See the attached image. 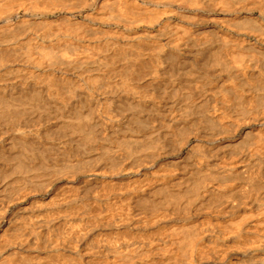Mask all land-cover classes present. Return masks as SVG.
<instances>
[{
	"label": "rangeland",
	"instance_id": "rangeland-1",
	"mask_svg": "<svg viewBox=\"0 0 264 264\" xmlns=\"http://www.w3.org/2000/svg\"><path fill=\"white\" fill-rule=\"evenodd\" d=\"M105 1H112V0H11V2H10V0H0V4L2 3V7L4 8V7H6V8H4L6 11H4V12H7V13H3V12H1L2 10H3V8L2 9H0V17L2 18L3 17V15L5 16V17H7V18H9V19H11V20H9V19H7V21H6V23H5V25L6 24H9V22H10V25H17V23H19L18 25L20 26V23L22 24L21 26L23 27H20V30L18 31V32H16L15 34L14 33H11L12 34V37H13V39H14V37L16 38V36H17V38L16 39H18L17 41H20V42H23V43H21V44H16V45H18V46H16L15 45V48H12V46H0V63L2 64V63H5V64H9V62H10V64L9 65H13L14 63H15V60L17 59H20V60H22V58L24 59V58H26V52H27V54L29 55V47L30 46H28L30 43H31V40H32V38H33V42L32 43H40V44H45V45H48L49 43V46L51 45V46H53V48H57V47H60V45H63V43L65 42V41H70V39H71V41H73L74 43H76L77 41L76 40H72L73 38L72 37H74V36H76L75 34H73V36L72 37H70V38H68V37H66L65 35H63V31L62 30H64V33L65 32H67V30H69L70 28H72V26H76L77 24H81V30L79 31V32H82L83 31V33H84V31L86 32V31H89V30H95L94 32H92L93 34L90 36V38L88 37H84V35H82L81 34V37L79 36V40L81 39V41H80V43L81 44H84L85 42V46L86 47H89V49H91V47H92V52L94 53V50H95V54H96V59H97V63H96V66L94 67V68H88V67H82V69H79V71H70V72H73V73H70L69 71H64V72H66V73H68V76L66 77V75L67 74H65L64 72H62V73H64L63 75H62V73L61 72H58V71H49V72H47L46 71V73L48 74H46L45 73V71H43V69H40L39 71L37 70H34V71H31V72H29V73H26V74H23V72H25V71H22V69H24V68H20V73H19V71H16V72H14V70H16V68H18V67H15V68H12V69H14V70H12V69H9V73L8 72H6V75H4L5 74V72H4V74L3 75H1L0 76V80H3L4 79V81H6L7 83V85L4 83H2V82H4V81H2V82H0L2 85H1V87L3 88V89H5V85H6V89H7V87L9 88V89H7L8 90V92L7 93H12V92H14V91H12V89H15V93H19V91H20V93H21V91H25L26 89V85L29 83V82H31V78L33 77V75L34 74H36V73H39L38 75L40 76V75H43L41 78H40V80H39V78H38V76H35V77H33V82L34 83H36V82H38L39 84H42V85H45V86H47V87H49L48 85H46V84H48V83H50L51 85H50V89L52 90L53 89V92H52V95L55 93H57V90H58V92L60 93H58L59 94V96L57 95V97H56V95L54 94V96H55V98L54 99H56V101H58V100H60L59 101V103H60V105H62L63 106V104H64V102H65V104L67 103V106L69 107V106H71V104L74 102V101H76V99H77V97L79 96V98H78V100H80L81 99V97H83V96H81L80 94H81V91L83 92V91H85V90H87L86 92L88 93V98H87V102H88V104L90 103V105L93 107V111L94 112H96V113H94V114H92L91 113V117H90V120H92V117L93 116H95L94 118H96V119H94L93 121H91L92 123H90L92 126H93V129L91 128L92 126L90 125V127L89 128H91V129H88V131H87V135L89 134L88 132H90V130H91V132H90V134H92L91 135V138L89 137V136H87L86 137V135H81V134H77V133H75V132H73V133H70V132H72V129L71 128H67L68 126H64V125H61V124H59V127H56L55 125H54V123L56 124V122H55V120L57 121V119H58V121H57V123L58 122H62V121H60V119L61 118H55V116L54 115H52V122H50V117L46 120V118H45V120H44V118H42V119H39L38 118V123H37V121H34L35 119L37 120V117H34V120H33V118H30V117H33V116H31V114H28V113H26V115H27V117H28V119H27V117H25V119L24 118H22V119H24L25 120V122L27 123H25L24 121V123H22V124H20V125H18V126H26L27 128L28 127H30V129H32V127H33V129L35 130V132H37L38 130H36L35 128L36 127H38V129H40L39 127H41L42 126V130L40 129L39 131L43 134L45 131V133H48L47 131L49 130H51L52 129V131H50V136H49V134H44V135H41V133H40V136L42 137H40L39 138V140L38 141H40V142H38L37 143V140L35 141L36 142V144L35 143H32V142H30V144H32V145H30L29 143V146H31V147H29L28 146V144H26V145H22V143L21 142H16V140L15 141H12L13 139H12V137L13 138H16L15 137V130L12 132V134H11V132H10V130H8V129H13V128H18V126L17 125H15V123L14 122H12L13 120V118L12 117H9L8 119L6 118L5 119V121H7V123L6 124H8V122L9 123H11V125L13 126H11V125H9L8 124V126H10V127H8V126H6V124H5V121H2L3 123L1 124V122H0V166H1V164L3 165L2 166V168H0L1 170L0 171H3L2 169H4V172L2 173V172H0V191H2L3 193V195L1 196V192H0V204H1V206H0V216H3L6 212H9V213H11V214H13V217H12V220L11 221H8V220H6V219H4V218H2V217H0L1 218V220H0V237L3 239V241L1 240V238H0V241H1V243L2 244H4V245H0V249H2L3 250V252L5 253H3L2 255L3 256H5V257H7L8 259L10 258L9 256H11L12 258H14V254L16 253V251H14V250H12V251H4V247L7 245V244H10L11 243V241L13 240H16V241H18L17 239H19V241L18 242H14V243H17V245H18V247H21V246H19V244L18 243H25V240H26V238H28V240L26 241V243H27V248H25V249H23L22 247V250H21V248H16L17 249V251H18V249H19V251L17 252V254H15L16 255V257L14 258V263H13V260H12V263L13 264H16V263H18V264H20V263H22L23 261H24V263H25V260L24 259H27V258H25L26 256L28 257V254H29V257H30V254L32 255V257H30V259H33L34 260V262L35 261H37V256L36 255H34L35 253L41 258H38V261L37 262H42L43 264H50L52 261H51V259L53 258V256L55 257V255H59L60 254V256H56L55 258H54V262H58V263H56V264H60L59 262L60 261H62L61 262V264H65V262H67L66 264H72L71 262H73V264H75L76 262H74L73 260H75L76 259V256H79L78 254L80 253V256H81V254H82V256L81 257H77V259H79V260H81L82 262V264H87V261H89V264H131V261H129V262H127V263H125L126 261H121L120 263H119V261H117L116 262V257L118 258V252H120V251H122V250H126L127 249V247H130V249H136V246H135V248H133L134 246V243H132V242H136V244L135 245H140V244H142V245H148L149 243V245L151 246V248H150V246L148 245V247H146V248H144L145 246H143L142 248L144 249V250H146V251H148V254L149 255H146V257L147 256H149V257H151V258H149V257H147V258H145V256L143 257V258H141V259H139L138 261L137 260H134V261H132V263L133 264H148V263H150V260H151V263H152V261H153V264H167L168 262H170V260H166V258H168V259H171V261H176V262H178V259H180V257H179V255H177V253H172V254H174V255H172L171 253V256H170V254L168 255H165L164 254V252H163V254H162V252L160 251L159 252V249H156V248H154V245H159V244H163L162 246L163 247H165L166 245L163 243V240H164V238H166V241L168 242L170 239H169V237H170V235H168L169 233H167L168 232V230H169V228L170 227H168L167 228V224H165V222L168 220V222H166V223H168L169 225L168 226H171L172 224H175L176 222V224L177 225H179L180 224V226H182V225H184V223H185V225L184 226H186V225H190V224H197L198 223V225H199V227L200 226H202V227H200V234H199V241H198V244H196V248H195V252L196 253H194L192 256H191V254L189 255V259L187 258H184L185 260H184V262H182V260L180 259V261H179V263L178 264H185L186 262H188L187 264H202L203 263V261H204V263L203 264H264V240L263 239H260V237L261 236H263L264 235V216H262V215H260V216H258L257 214L261 211V210H263L264 209V196L262 195V194H264L263 192L264 191H262V190H264V189H262L261 188V193H256V191L254 192L253 191V188H251L250 186H248L246 183L249 181V178H250V176L251 177H253V175H256V176H258L256 179H257V182H258V184H262L263 186H264V178H262V176H264V171H261V169H263L264 170V165H262V164H264V153H262V154H260V155H253L252 153H249L250 151H248L249 150V147L254 143V142H256V141H254L255 139H257V130H263L264 129V127L262 126V124H261V122H260V119L261 118H258L257 117V115L259 116V117H263L264 116V110H262L263 109V105H264V103H262L263 101H264V96H261V95H263V93H260V92H262V91H264V90H262V89H264V81H262V78L259 76L260 74L258 73V74H255V76L253 75V76H251L250 78H253V79H248L249 81H247L246 83H242V85H244V86H241L240 87V81L237 79V78H234V77H232V76H229L227 73L225 74V73H221V68H220V65L217 63L218 61V58L219 57H221V56H223V54L226 52V50H228L229 48H228V46H227V48H226V45H225V42H223V35H224V37H227V38H233L235 35H236V33L231 29V28H225V27H223L220 23H218V22H220V19H222L225 15H224V13H220L219 11H218V9L216 10V8H218L217 6H218V0L217 1H215V0H213V1H215V2H213V1H210V0H205V1H200V0H197L198 1V6H199V1H200V3H202V4H204L203 6L205 7V8H207V10H205V8H204V10H203V8L202 7H200V8H197V7H193V5H188V7L186 6V3L184 2V4L183 3H181L180 1L178 2H176L175 1V3L177 4V3H181L180 5H181V7H180V5L179 4H174L173 3V9L174 10H176V11H178L179 13H182L183 12V14H184V18H186V16H187V18L184 20V18H182L181 19V17H179V16H175V17H173V16H166L164 19H158L157 17L159 16L160 18L162 17V16H160V15H157L158 13L159 14H161V12L165 9V6H162V5H160V3H157V1L159 2L160 0H125V1H129L130 3H132V1H133V3H132V5H133V7L135 6V4H136V2H138V4L140 5V6H142V7H145V10L144 11H146V10H154V8H156V9H158V10H155V11H153L152 12V10H151V12L152 13H150L149 15H148V17L146 16V21L145 22H147V21H150V23H151V21H152V27H151V24H150V26H147V25H149V23L147 22V23H145V22H143L142 24H141V26H140V24H137V26L135 25V26H132V27H130V28H125L124 27V25L123 24H121V23H118V22H115V21H107L105 18H103L101 15H100V9H101V7H102V4L105 2ZM124 0H120V2H123ZM150 1H152V2H150ZM185 1V0H184ZM207 1V2H206ZM210 1V3L209 4H211V3H217V4H215V8H214V4H211V5H209V6H211V11H209L210 9H209V6L207 7V4H208V2ZM142 2L144 3V4H142ZM150 2V3H149ZM153 2H155V3H153ZM5 6H4V5ZM138 4H136V6L138 5ZM157 4H159V6L157 5ZM182 4H183V6L184 7H182ZM188 4V3H187ZM131 5V6H132ZM138 5V6H139ZM145 5V6H144ZM152 5V6H151ZM156 5V6H155ZM14 6H15V8H14ZM17 6H20L21 8H19V7H17ZM178 6V7H177ZM191 8H190V7ZM9 7H10V9H9ZM14 8V10L12 9V8ZM132 7V8H133ZM147 7L149 8V9H147ZM151 7V8H150ZM153 7V8H152ZM158 7V8H157ZM0 8H1V6H0ZM118 8H122V6L121 5H119L118 6ZM180 8V9H179ZM196 8V9H195ZM212 8H213V11H212ZM163 9V10H162ZM185 9V10H184ZM193 11H192V10ZM209 9V10H208ZM159 10H161L160 12H158L157 13V11H159ZM201 10V11H200ZM203 10V11H202ZM216 10V11H215ZM185 11V12H184ZM190 11V12H189ZM195 11V12H194ZM215 11V12H214ZM147 12V11H146ZM143 13L144 15H147L148 14V12H150V11H148L147 13ZM154 12H156L155 14H154ZM214 12V13H213ZM10 13H13V14H11L10 15ZM190 13V14H189ZM193 13H195L194 14V16L192 15ZM197 13V14H196ZM200 15H199V14ZM204 13V14H203ZM220 13V14H219ZM9 15L11 16V17H9ZM151 15H153V19H154V21H153V19L151 20V18H152V16ZM76 16V17H75ZM87 18H85V17ZM190 16V17H189ZM202 16H204L206 19H203L204 17H202ZM219 16H221V17H219ZM2 18V19H6V18ZM57 17V18H56ZM63 17V18H62ZM67 17V18H66ZM76 19H75V18ZM88 17L90 18V19H92V20H90V19H88ZM150 17V18H149ZM66 18V19H65ZM155 18H157L156 20H158V21H156L155 20ZM168 18V19H167ZM172 18V19H171ZM174 18V19H173ZM188 18L192 21V18H196L195 20H193V22L194 21H196L198 18H202L201 19V21H200V19H198L196 22H194V24H192L193 22H191L190 20H188ZM230 18H235V17H233V16H231ZM24 19V20H23ZM57 21H56V20ZM62 19V20H61ZM64 19V20H63ZM86 19V20H85ZM150 19V20H149ZM208 19V20H207ZM210 19L212 20V19H214L213 21H210ZM215 19H217V23H216V20ZM9 20V21H8ZM21 20H23L22 22H20ZM25 20H27V22L25 21ZM50 20V21H49ZM61 20V22H59V21ZM88 20V21H87ZM89 20H90V22H92V23H90L89 22ZM170 20V21H169ZM179 20V21H178ZM74 21H75V23H74ZM77 21V22H76ZM80 23H79V22ZM164 21H166V22H164ZM169 21V22H168ZM178 21V22H177ZM183 21V22H182ZM187 22V24L186 23H184V22ZM8 22V23H7ZM29 22V23H28ZM49 22H51V26H50V23ZM52 22H56V24L55 23H52ZM57 22H59V23H57ZM95 24H94V23ZM159 22V24H157ZM197 22H199V23H197ZM205 22V23H204ZM23 23H25V24H23ZM27 23V24H26ZM70 23H74L73 25L71 24L70 25ZM109 23H110V26H109ZM155 23V24H154ZM164 23H166V24H168V25H170L171 27L172 26H174L175 27V25H176V23L177 24H184L186 27H188V29L190 30V32L193 34V33H197V32H200V33H202V30H208V32H207V30H206V32L205 33H208V34H205V35H209L210 34V36H208V38H209V40L210 41H208V39L206 40V42H205V45H203V46H201V44L203 43V41L202 40H200V39H197V40H193V37L192 38H190L191 39V41H190V39L189 40H187L188 41V43L186 44V42L187 41H184L185 43L184 44H182V45H179V47H178V45H177V47L176 48H174V45H167L166 43L167 42H162L161 43V41H157V40H155L154 41V39H148V38H150V36H149V34L152 36V35H154V34H156V32H158V31H160L161 29H163V27H164ZM200 23H202V24H200ZM58 24H60V25H58ZM69 24V25H68ZM82 24H83V26L85 27V29H83L84 27L82 26ZM119 24V25H118ZM162 24V25H161ZM192 24V25H191ZM207 24H209V25H207ZM4 24H2V25H0V26H5ZM55 25H57V26H54ZM95 25V26H94ZM98 25V27L96 28V26ZM100 25V26H99ZM194 25V26H193ZM195 25H196V27H195ZM200 25V26H199ZM216 25H219V26H216ZM53 26V27H52ZM59 26V28L61 29V31H60V29L58 30V27ZM61 26H63V27H65V29H67L66 31H65V29H63V27H61ZM68 26H70V27H68ZM116 26H118V27H116ZM121 26V27H120ZM160 26V27H159ZM206 26V27H205ZM89 27V28H88ZM93 27H95V29L93 28ZM102 27V28H101ZM122 27H123V29H122ZM142 29H141V28ZM162 27V28H161ZM199 27H201L200 29H199ZM203 27V28H202ZM209 27V28H208ZM216 27V28H215ZM90 28H93V29H90ZM106 28V29H105ZM108 28H109V30H108ZM117 28V29H116ZM124 28H125V30H124ZM132 28V29H131ZM159 28V29H158ZM210 28H212V29H210ZM215 28V29H214ZM226 30H225V29ZM97 29H98V31H97ZM103 29H105V32H104V30ZM135 29V30H134ZM139 29V30H138ZM197 29V30H196ZM210 29V30H209ZM214 29V30H213ZM220 29V30H219ZM222 29V30H221ZM102 30H103V33H102ZM147 30V31H146ZM157 30V31H156ZM54 31V33L55 34H57V33H61L60 35L59 34H57V35H55L54 33L52 34V32ZM57 31H59V32H57ZM126 31V32H125ZM130 31H131V33H130ZM135 33H134V32ZM137 31V32H136ZM153 31V32H152ZM204 31H203V33H204ZM213 31H214V33H216V34H214L213 33ZM219 31H220V33H219ZM222 31V32H221ZM228 33H227V32ZM230 31V32H229ZM57 32V33H56ZM79 32H77V33H79ZM96 32H97V34H96ZM99 32H101V33H99ZM146 32V33H145ZM151 32V33H150ZM223 32H226V33H223ZM142 33V34H141ZM145 33V34H144ZM211 33L213 34V36L211 35ZM42 34H43V36H42ZM53 35V37L54 36H56L55 38L56 39H64V42L63 41H61V40H57L56 41V39L54 40L53 39V37H52V35ZM101 36H100V35ZM110 34V35H109ZM112 34V35H111ZM133 35V37L131 38V36ZM134 34H136V36H135V38H134ZM147 34V35H146ZM233 34H234V36H233ZM8 35V37H6L5 38V35H3L1 38H0V43L2 42V41H4V40H6L7 38H8V40H11V35L10 34H7ZM13 35H15V36H13ZM36 35V36H35ZM50 35H51V39H47V36H49L50 37ZM63 35V36H62ZM98 35V36H97ZM145 35V36H144ZM214 35H216V40H214L213 38H215V36ZM219 37H218V36ZM228 35V36H227ZM230 35H232V36H230ZM40 36V37H39ZM46 36V37H45ZM58 36V37H57ZM93 36H95V37H93ZM149 36V37H148ZM212 36V37H211ZM45 37V39H42V38H44ZM84 37V38H83ZM100 37V38H99ZM148 37V38H147ZM211 37V38H210ZM218 37V38H217ZM86 38V39H85ZM94 38H96L95 40H94ZM145 38V39H144ZM222 40H221V39ZM229 38V39H230ZM36 41H35V40ZM90 39V40H89ZM147 39V40H146ZM52 40V41H51ZM86 40H88V42L86 41ZM137 40V41H136ZM140 40H142V41H140ZM231 40L232 39H230V40H228V41H230L231 42ZM13 41H15V43H16V40H13ZM43 41V43H41ZM59 41V42H58ZM70 41V42H71ZM92 41V42H91ZM197 42V43H194V45H192V43L193 42ZM213 41H217V42H214L215 43V46H214V43H213V47H211V45H212V42ZM52 42V43H51ZM63 42V43H62ZM72 42V43H73ZM93 42H95V43H93ZM161 44H160V43ZM191 42V45L189 44ZM200 44H199V43ZM221 42H223V44L221 43ZM31 43V44H32ZM89 43H90V45H89ZM156 43H158V44H156ZM170 43H171V41H170ZM210 45H209V44ZM221 43V44H220ZM23 44H25V45H23ZM30 44V45H31ZM94 44V45H93ZM178 44H180V43H178ZM198 44V45H197ZM227 44V43H226ZM230 44V43H229ZM19 45H23L24 47H25V49L27 48V50H23V48L24 47H21L20 49L18 48L19 47ZM160 45V46H159ZM187 45H190L191 46V48H190V46H187ZM200 45V47H198ZM216 45L218 46V47H216ZM224 45V46H223ZM32 46H33V44H32ZM31 46V47H32ZM158 46H159V48H158ZM161 46H164V47H161ZM172 46V49H174L173 50V57L171 58V61H172V65H173V63H174V67L171 65V61H169L168 60V62L166 61H163V62H161V60H162V58H161V56H162V54H161V52L162 53H164V51H161L163 48H165L164 50H166V49H171L170 47ZM184 47V48H181V47ZM186 46H187V48H189V49H187L186 48ZM219 46H223V49L224 48H226V49H224V51H223V49H222V47L220 48ZM14 47V46H13ZM16 47L18 48V49H16ZM194 47H196V48H199L198 50H196V48H194ZM203 47V48H202ZM209 47H210V49H209ZM201 48V49H200ZM213 48V49H212ZM214 48H218V49H214ZM159 49H161V50H159ZM183 49H186V50H184V53H182L183 52ZM221 51H220V50ZM18 50H19V52H22V51H24V52H22V53H25V54H23L21 57H20V55L22 54V53H19L18 52ZM20 50H22V51H20ZM96 50H97V52H96ZM182 50V51H181ZM190 50H192L193 52H195L194 54L192 53V55H190L189 53H187L188 51H190ZM201 50V51H200ZM208 50H209V53H207L208 52ZM212 50V51H211ZM216 50H218V51H216ZM159 52L158 54H157V52ZM176 51H177V53H176ZM198 51V52H197ZM214 51V52H213ZM215 51H216V54H215ZM220 51V52H219ZM223 51V52H222ZM179 52H180V55H181V58H179L178 59V56H180L179 55ZM206 52V53H205ZM211 52V53H210ZM213 52V53H212ZM217 52H219V53H217ZM99 53V54H98ZM197 53L199 54L200 53V55L201 54H203V56L201 55V57L202 58H199L200 57V55L199 56H197ZM176 54V55H175ZM177 54H178V56H177ZM184 54V55H183ZM207 54V55H206ZM210 54V55H209ZM25 55V56H24ZM97 55H99V56H97ZM157 55H158V57H160V59L157 57ZM161 55V56H160ZM186 55V56H185ZM101 56V57H100ZM100 57V58H99ZM176 57V58H175ZM183 57V58H182ZM193 57V58H192ZM101 58H102V60H101ZM174 58V59H173ZM100 60V62L102 61L103 62V65H102V62H101V64H99L101 67H99L97 70L99 71V72H95L96 70H95V68H97V64L98 63H100L99 62V60ZM158 59V60H157ZM176 59V60H175ZM178 59V60H177ZM182 59H184V61L183 62H181L182 64H180V61H182ZM188 59V60H187ZM192 60V62H194V64L192 63V62H190L191 60ZM196 59V61H194ZM217 59V60H216ZM261 60H262V58H260ZM19 60V61H20ZM156 60L158 61V63H157V65H159V66H156ZM174 60L176 61V62H174ZM185 60H187V61H185ZM1 61H4V62H1ZM18 61V62H19ZM160 61V62H159ZM179 63H178V62ZM210 61H212V62H214V63H217V64H215L214 65V63L212 64ZM217 61V62H216ZM7 62V63H6ZM13 62V64H11ZM165 62V63H164ZM170 62V63H169ZM185 62H187L186 64H185ZM190 62V63H189ZM197 62V63H196ZM201 62V63H200ZM16 63H17V61H16ZM166 63H167V65H166ZM175 63H177V64H175ZM208 64V66H207V64ZM262 63L264 64V60H262ZM7 64V66H9ZM161 64H162V66H161ZM165 64V65H164ZM195 65L194 66V69H192L193 67L191 66V65ZM205 64H206V66H205ZM170 65L172 66V68H174V71H175V73L173 72V70H172V68H170ZM178 65V66H177ZM186 65H188V66H186ZM190 65V66H189ZM215 66V67H213V66ZM104 66V67H103ZM161 66V67H160ZM163 66L165 67V68H163ZM180 66V68H179V70H181L182 72H181V74H180V72H178L177 71V67H179ZM181 66H182V68H183V70H182V68H181ZM211 66V67H210ZM186 69H185V68ZM189 67V68H188ZM192 67V68H191ZM206 67V68H205ZM18 68V69H19ZM88 68V69H87ZM162 68H163V70H162ZM196 68V69H195ZM219 68H220V70H219ZM90 69H92L91 71H90ZM102 71H101V70ZM157 69H159L158 70V72H157ZM165 69V70H164ZM168 69H169V71H168ZM176 69V70H175ZM193 70V72H192V70ZM11 70H12V72H14V73H17V74H19V75H15L14 73H12L11 72ZM86 70V71H85ZM89 70V71H88ZM95 70V71H94ZM161 70V71H160ZM167 70V71H166ZM216 70H218V71H220L219 73H218V71H216ZM43 71V74L41 73ZM82 71V72H81ZM85 73H84V72ZM88 71V72H87ZM101 71V72H100ZM163 71H165V72H163ZM177 71V72H176ZM196 71H198V73L196 72ZM213 71H214V73H215V76H214V74H213ZM33 72V73H32ZM36 72V73H35ZM51 72H52V74H51ZM53 72H54V74H53ZM56 72V73H55ZM77 72V73H76ZM79 72H81V73H79ZM89 72H91V73H89ZM93 72H95V74H93ZM156 72L157 73H159V74H157L156 75ZM166 72H168V73H166ZM174 73L175 75L177 74L178 76L176 77V78H179V75L181 76L180 77V79L182 78L183 79V81L181 82L182 84H178V82H180L181 80H179V79H176L175 77V79L176 80H174V79H172V77L174 76V74H172V73ZM195 72V73H194ZM200 72H201V75H200ZM206 74H205V73ZM22 73V74H21ZM41 73V74H40ZM86 73H88V74H91V75H88V74H86ZM164 73V74H163ZM192 73H194V74H192ZM218 73V74H217ZM221 73V74H220ZM12 74H14V76L12 75ZM28 74V75H27ZM46 74V75H45ZM72 74V75H71ZM77 74H83V76L82 75H78V76H76ZM86 74V75H85ZM98 74V75H97ZM168 74V75H167ZM170 74V75H169ZM171 74H172V76H171ZM196 74H198V75H196ZM203 74H205V75H203ZM211 74V75H210ZM218 76H217V75ZM220 74V75H219ZM8 75H11V77H9ZM21 75V77H19ZM26 75V76H25ZM32 75V76H31ZM45 75V76H44ZM58 75H60V76H58ZM75 75V76H74ZM96 75V76H95ZM153 75L155 76L154 77V79H153ZM194 75H196V76H198V77H196V76H194ZM225 75V76H224ZM226 75L228 76V77H226ZM257 75H258V78H261V79H259L258 80V78H257ZM9 78H8V77ZM16 76V80H15V78L13 79V77H15ZM23 76V77H22ZM29 77L30 78V80H28L27 82H25L24 80H26V78L25 77ZM65 76V77H64ZM71 76V78H69ZM81 76V77H80ZM94 76V77H93ZM163 76H166V77H164V79L165 78H167V76L169 77V76H171V79L172 80H174V81H176V84H178V85H176L175 84V86H173L174 88L172 89V87H164V88H162L163 86H159V83H158V85H157V82L160 80V81H162L163 80ZM194 76V77H193ZM199 76H201L200 77V79H201V81L199 80ZM18 77H19V79H18ZM38 78V79H35V78ZM82 77H83V79H84V81H86L87 83H88V81L87 80H91V77H93L92 78V82H90V80H89V84H87L86 82H84V81H82V80H80V79H82ZM87 77V78H86ZM157 77V78H156ZM162 77V78H161ZM206 77H208L207 79H205L204 80V78H206ZM218 77V78H217ZM221 79H220V78ZM12 78V79H11ZM20 78H22V79H24V80H22L21 79V81H20ZM76 78H77V80H76ZM86 78V79H85ZM89 78V79H88ZM170 78V77H169ZM193 78V79H192ZM194 78H195V80L196 79H198L197 81H195L194 80ZM209 78H211L210 80H208ZM222 78H223V80H222ZM230 78V79H229ZM231 78H232V80H233V82L235 81V85H233V83L231 84L230 83V81H231ZM7 79L9 80V81H7ZM28 79V78H27ZM65 79V80H64ZM73 79H75L74 81H73ZM98 81H97V80ZM114 79H115V81H114ZM162 79V80H161ZM168 79V78H167ZM202 79L204 80V81H202ZM219 80V82L215 85L214 84V82H215V80ZM10 80H15L16 82H14V81H10ZM35 80V81H34ZM37 80V81H36ZM39 80V81H38ZM45 80V81H44ZM47 80V81H46ZM93 80H94V82H93ZM111 80H113V81H111ZM120 80V81H119ZM121 80H122V82H121ZM179 80V81H178ZM194 80V81H193ZM207 80V81H206ZM217 80V81H218ZM230 80V81H229ZM238 80V81H237ZM258 80V81H257ZM261 80V81H260ZM18 81H20L21 83L20 84H22V85H19L18 83ZM42 81H44L43 83H42ZM74 83H73V82ZM79 81L81 82V83H79ZM118 81L120 82L119 84H118ZM125 83H124V82ZM156 83H155V82ZM210 81H213V82H210ZM221 81V82H220ZM225 81V82H224ZM229 81V82H228ZM10 84H12V85H10ZM41 82V83H40ZM48 82V83H47ZM75 82L78 84H75ZM96 82V83H95ZM116 82H117V84H116ZM205 82V83H204ZM222 82H224V83H222ZM232 82V81H231ZM239 82V83H238ZM252 83V84H250V85H248L249 83ZM255 82H257V84H255ZM95 84V86L97 85V86H99L98 87V89H95V86H93V84ZM122 83V84H121ZM125 84V86H124V84ZM127 83V84H126ZM154 83V85H152ZM210 83V84H209ZM213 83V84H212ZM254 83V84H253ZM260 85H262L261 83H263V87L262 86H260ZM16 86V84H18L17 85V87L15 88H13V87H9L8 85H10V86H14V85ZM24 84H26V85H24ZM37 84V83H36ZM54 84V85H53ZM80 84H81V86H82V89H80ZM92 84V85H91ZM121 84V85H120ZM225 84H227L226 86H224ZM237 84H239L238 86H236ZM71 85V86H70ZM76 87H75V86ZM110 85V86H109ZM116 85H117V87H116ZM123 85V86H122ZM128 85V86H127ZM223 87H221V86ZM24 86V87H23ZM77 86H78V88L79 89H77ZM83 86L86 88V89H84L83 88ZM90 86H93L94 87V89H92L93 87H91L90 88ZM97 86H96V88H97ZM102 86V87H101ZM128 88H127V87ZM130 86V87H129ZM133 86V87H132ZM157 86H159L160 88H162V89H164L163 90V93H162V91H161V89H159V87H157ZM180 86V87H179ZM228 86V87H227ZM246 86H249L248 88L246 87ZM251 86V87H250ZM254 86V87H253ZM258 86H260V87H258ZM55 89H54V88ZM105 87H106V89H108L106 92L105 91H103V90H105ZM132 87V88H131ZM155 87H157L156 88V91H157V93H156V91L154 90L155 89ZM176 87V88H175ZM180 88V89H178V90H176L177 88ZM182 87V88H181ZM218 87H220V89H223V91L222 90H218L217 88ZM238 87V88H237ZM244 89H243V88ZM10 88H11V91H10ZM18 88V89H17ZM22 88V89H21ZM57 88V89H56ZM101 88V89H100ZM119 88H121V89H123V90H119ZM125 88H127V89H132V90H134V88H135V92H134V94H132V90L130 91H127V89H125ZM188 88V89H187ZM206 88V90H204V92H202V89H205ZM208 88V89H207ZM214 88V89H213ZM216 88V89H215ZM227 88V89H226ZM229 88V89H228ZM233 88V89H232ZM245 88H247V90L245 89ZM249 88H251L252 90H250ZM253 88H255V89H253ZM5 89V90H6ZM72 89V90H71ZM74 89H75V91H74ZM77 89V90H76ZM84 89V90H83ZM212 89V90H211ZM224 89H225V91H224ZM235 89V90H234ZM237 89V90H236ZM249 89V90H248ZM6 90V91H7ZM18 92H17V91ZM68 90V91H67ZM80 90V91H79ZM90 90V91H89ZM98 91L99 92V94H100V96H98L99 94H98V92L97 93H95L96 91ZM99 90H101V91H99ZM112 90H114L116 93H118V94H120V95H118V94H116V93H114V91H112ZM137 90V91H136ZM165 90H166V92H165ZM170 90H172V91H170ZM175 90V92H177V93H175V92H173ZM213 91V94L214 95H212L211 94V91ZM230 90H232V91H230ZM240 91V93H238V92H234V91ZM241 90H244L243 92H244V94H243V92L241 91ZM258 91V92H256V91ZM259 90H262V91H259ZM56 91V92H55ZM112 91V92H111ZM123 91V92H122ZM207 91V92H206ZM225 92L226 93V97L225 96H223L224 94L222 93V92ZM245 91H246V93H245ZM69 92V93H68ZM74 92H75V95H76V98H75V96H74V98H75V100H74V98H73V96H71V95H74ZM80 94H79V93ZM90 92V93H89ZM105 92V93H104ZM109 92V93H108ZM122 92V93H121ZM130 92V93H129ZM136 92H140L139 94L141 95V97H142V99L144 100V98L147 96V94L149 95V96H151V99H150V97L148 98V96H147V98L148 99H145L146 100V102H148L149 103V101L148 100H151L150 101V105L149 104H147V105H149V106H147V107H145V106H143L142 108H141V110L144 108V109H146V110H144V111H148L149 113L150 112H152V113H155V114H152V113H150V114H148V112L146 113L145 112V114H143V116H141L142 115V113H144V111H142L141 112V110L140 109H136L135 110V108H129V109H126V110H123V109H118V107L115 105L116 104V100H118L117 98H122V95H123V97H126V96H129V95H135V93ZM160 92H161V95H160ZM172 94H171V93ZM206 92V93H205ZM209 92V93H208ZM217 92V93H216ZM234 92V93H233ZM247 92L250 94V95H248L247 94ZM252 92H253V94H254V96L252 95ZM23 93V92H22ZM64 93V94H63ZM93 93H95V94H97L96 96L95 95H92ZM101 93L103 94V95H101ZM109 95H108V94ZM138 93L136 94V95H138ZM144 93H146L145 95H143ZM165 93H169V95H173V97H172V99H171V96L170 97H168V95L167 96H165L166 97V99L167 100H169V101H167L166 99H165V101H164V97H163V94H165ZM208 93V94H207ZM232 93V94H231ZM242 93V94H241ZM68 94V97L66 96ZM107 94V96H104V95H106ZM116 96H115V95ZM126 94H128V95H126ZM174 94H176V99L179 101H177L175 98H174ZM189 94H191V95H189ZM201 94H203V95H201ZM204 94H206V95H204ZM210 94L213 96H210ZM219 94H221V95H219ZM223 94V95H222ZM227 94H228V96H227ZM236 94V95H235ZM239 94V95H238ZM246 94V95H245ZM258 94V95H257ZM64 95V96H63ZM91 96V99H90V96ZM140 95H138V97L140 96ZM160 95V96H159ZM184 95H187L188 97H184ZM208 95H209V97H208ZM217 97H216V96ZM219 95V96H218ZM234 95V96H233ZM238 95V96H237ZM252 95V96H251ZM62 98H61V97ZM71 96V97H70ZM81 96V97H80ZM121 96V97H120ZM163 97V98H161V100H163V101H161L160 100V98L159 97ZM203 97V99H202V97ZM204 96H205V98H204ZM214 96H215V98H214ZM235 96H236V98H235ZM239 96H241V97H239ZM255 96H257L258 97V100L256 99V98H254ZM59 97V98H58ZM67 97V98H66ZM93 97H95V98H93ZM98 97H99V99H98ZM110 97V98H109ZM113 97H114V100L115 101H113ZM179 97V98H178ZM224 98V100H222L223 98ZM251 97V98H250ZM65 99V101H64V99ZM71 98V99H70ZM84 98V97H83ZM82 98V99H83ZM104 100V98H106V100H108L107 102H105V101H102V99ZM153 98V99H152ZM185 98V99H184ZM186 98H188V99H186ZM210 98V99H209ZM212 98H214V99H212ZM218 98V99H217ZM222 98V99H221ZM227 98V99H226ZM232 98V99H231ZM239 98H241L240 100H239ZM252 99V101L255 103V101H256V103L259 105L260 104V106H258L257 104L254 106L253 104H252V101H251V105H249L248 103H249V101H250V99ZM260 98V99H259ZM58 99V100H57ZM93 99H95V100H97L96 102H94V100ZM109 99H112V101H109ZM176 100V105L173 103L175 100ZM210 100V103L208 102L209 100ZM217 99V100H216ZM229 99H231L232 101H230ZM238 99V100H237ZM244 99V100H243ZM246 99V100H245ZM249 99V100H248ZM63 100V102L61 103V101ZM155 100V101H154ZM172 102H171V101ZM184 100H186L185 101V103H184ZM187 100H188V102H187ZM219 100V101H218ZM221 100V101H220ZM237 100V101H236ZM242 100V101H241ZM263 100V101H262ZM84 101V100H83ZM157 101V102H156ZM181 101V102H180ZM212 101V102H211ZM215 101V102H214ZM217 101H218V104H220V107L219 108H221L220 110H219V108L217 107ZM229 103V105L228 104H226L227 102ZM239 101V102H238ZM245 101V102H244ZM246 101L248 102V103H246ZM260 101H262V102H260ZM92 102V103H91ZM94 102V103H93ZM98 102V103H97ZM108 102H109V104H108ZM113 102V103H112ZM153 102V103H152ZM154 102H155V104H154ZM158 102H161V103H158ZM165 102V103H164ZM171 102V103H170ZM190 102V103H189ZM192 102V103H191ZM225 104H224V103ZM242 102H243V104H245L244 106L245 107H240L241 105H242ZM100 103H101V105H103V106H100V107H98L99 105H100ZM103 103H107L106 105L105 104H103ZM110 103H112L111 105L113 106V108H114V105H115V109L116 110H114V109H112L111 107V105H110ZM115 103V104H114ZM178 103H180L181 105H177ZM187 103H189V104H187ZM211 103H213V104H211ZM223 103V104H222ZM230 103H232V104H230ZM70 104V105H69ZM81 104V103H80ZM96 104H97V106H96ZM153 104V105H152ZM174 104V105H173ZM208 104V105H207ZM241 104V105H240ZM104 105H105V107H104ZM110 105V106H109ZM168 105V106H167ZM173 106V107H170V106ZM203 105H204V109L205 110H203ZM215 105V106H214ZM222 105V106H221ZM227 105V106H226ZM231 105V106H230ZM234 105V106H233ZM247 105H249V107L247 108L246 106ZM95 106V107H94ZM108 106H109V108H108ZM175 106V107H174ZM176 106H179V107H176ZM195 106V110H194V107ZM201 106H202V110H201V116H200V113L198 114V110H199V112H200V108H201ZM238 106L240 107V109L238 108ZM252 106L254 107L253 109H252ZM260 107L259 109H258V107ZM65 107H66V105H65ZM96 107H98V109L99 110H97V108ZM110 110V108L112 109V110H110V112L108 111V109ZM150 107V108H149ZM156 108V109H154V108ZM157 107H161V110H160V108H157ZM166 107V109H164ZM190 107H191V109L192 110H190L189 111V109H190ZM197 107V108H196ZM222 107H224V110L222 109ZM230 107H231V109H230ZM232 107H234V108H232ZM152 108H153V110H152ZM172 108H174L175 109V111H176V113L178 114V112L180 111V113H179V115H176V113H175V115H174V109L172 110ZM181 108V109H180ZM189 108V109H188ZM206 108H208V110L206 109ZM2 109H3V107H2ZM94 109H96V110H94ZM150 109V110H149ZM163 109L165 110L164 112H163ZM182 109H186L187 110V112H185V110L184 111H182ZM215 109L217 110V111H215ZM226 109V110H225ZM242 109V110H241ZM101 110V111H100ZM105 110H107V112L105 111ZM115 112H114V111ZM117 110H120L121 112L123 111H125V113H121L120 111H117ZM135 110V111H134ZM152 110V111H151ZM160 112H158V111ZM171 110V111H170ZM179 110V111H178ZM207 110V111H206ZM230 110V112H229V114L228 113H226V112H228ZM233 110V111H232ZM236 110V111H235ZM255 110H258L256 113H255ZM260 110H262V111H260ZM103 111V112H102ZM111 111H113L114 113H117V112H119L120 113V117H119V115H117V117H116V114H113V112H112V114H111ZM117 111V112H116ZM134 111V112H133ZM169 111H170V113H169ZM173 111V112H172ZM194 113H193V112ZM204 111V112H203ZM210 111H211V114H210ZM213 111H215L214 113H212ZM220 111V112H219ZM221 111H224V112H222L223 113V115H222V113H221ZM241 111V112H240ZM244 111H246L247 112V114H248V112L250 113V114H248V116L249 117H247V115H246V112L243 114L242 112H244ZM6 112V111H5ZM109 112V113H108ZM132 112V113H131ZM156 112H158L157 114H159V116L156 114ZM182 112H184L185 114H186V116L184 117L183 115H184V113H182ZM205 112H207V113H205ZM216 112H218V113H216ZM260 112V113H259ZM261 112H262V114H261ZM99 113V114H98ZM104 114L105 113V115H102V114ZM119 113H117V114H119ZM129 113H131V114H129ZM137 113V114H136ZM140 113H141V115H140ZM162 113V114H161ZM165 113V114H164ZM167 113H169V115L167 114ZM171 113H173V115L171 114ZM203 113H205V114H203ZM216 113V114H215ZM221 113V114H220ZM233 113V114H232ZM254 113V115H252ZM8 114V113H7ZM6 114V115H7ZM98 114V115H97ZM109 116H108V115ZM129 114V115H128ZM162 116H166L167 115V117H161V115ZM183 114V115H182ZM188 114V115H187ZM198 114V115H197ZM208 114V116H205L206 118H204V117H202V116H204V115H207ZM215 114V116H213L212 117V115H214ZM232 116H231V115ZM243 114V115H242ZM10 115V114H9ZM107 115V116H106ZM131 115H133V117L131 116ZM135 115V116H134ZM139 115V117H140V119H142V120H139V117H137ZM172 115V116H171ZM190 115H192V117L190 116ZM210 115V116H209ZM223 117H226V116H228L229 115V117L230 118H232L233 116V119H235V120H233V119H231L230 120V118L229 117H226V118H222V116ZM226 115V116H225ZM236 115V116H235ZM97 116V117H96ZM98 116H100V118L103 120H105V122H104V120L102 121L101 119V121L99 122V121H96L97 120V118L99 119V117ZM102 116V117H101ZM104 116H105V118H104ZM128 117L129 118V120H127L128 118H125L124 119V117ZM169 116V117H168ZM178 116V117H177ZM179 116H180V118H187L188 116V118L187 119H183V121L184 122H182V119L180 120H178V118H179ZM198 116H200L202 119H200ZM219 116H220V119H219ZM246 116V117H245ZM253 118H252V117ZM130 117L132 118V119H130ZM134 117H137L136 119L134 118ZM156 117V118H155ZM170 117H171V119H170ZM172 117H173V119H172ZM257 117V118H256ZM12 118V119H11ZM55 120H54V119ZM110 118V119H109ZM116 118H120V119H116ZM133 118H134V121H133ZM167 118H169V120L167 119ZM174 118H177L176 120L174 119ZM193 118V119H192ZM197 118V119H196ZM204 118V119H203ZM214 118V119H213ZM229 118V119H228ZM255 118V119H254ZM21 119V120H22ZM32 120V122L34 123H36V124H33L32 122H29L28 123V121H30V120ZM108 119L110 120V121H108ZM144 119H145V121L146 122H143L144 121ZM166 119V120H165ZM198 119H199V121H198ZM206 119H213L215 122H218V124H222V125H226V124H228V125H226V126H223L224 128L226 127V128H228V129H226V130H228V131H226V132H224V133H226V134H224L223 132H221V131H219V129H217L218 128V125L217 124H215V123H212L210 120H209V122L207 123V120ZM226 119H228V121L226 120ZM247 119V120H246ZM256 119H258V120H256ZM40 120H41V122L43 121V124L42 125H40L41 124V122H40ZM117 120H118V122H117ZM119 120H121V121H119ZM123 120V121H122ZM156 120H158L157 122H156ZM171 120V121H170ZM173 120H174V122H173ZM187 120H190V121H187ZM192 120L194 121L195 120V122L193 123L192 122ZM201 120L202 121H204V120H206L205 122H201ZM219 120V121H218ZM222 120V121H221ZM223 120H225L224 121V124H223ZM233 120V121H232ZM250 120H253V122H251ZM48 121H49V123H48ZM96 121V123H95V125H97V128H98V126H102V124H104L103 126H104V128H105V131H104V128H103V126L99 129H96V126H94V122ZM139 121H140V124H139V126H138V123H139ZM142 121V122H141ZM150 121V122H149ZM154 121V122H153ZM185 121H186V124H187V126H192L193 124L196 126H194L193 125V127H190V128H193L192 130L189 128V127H187L186 126V124H185ZM232 121V124L234 125H232V124H230V122ZM237 121V122H236ZM254 121H256L257 123H255ZM47 122V124H44V123H46ZM54 122V123H53ZM106 122H110V123H112V124H110V123H107L108 124V127H106ZM130 122V123H129ZM153 124H152V123ZM156 122V123H155ZM158 122H163V123H161V124H163V126L161 125V124H159ZM177 122V123H176ZM181 122V123H180ZM199 122H200V124H199ZM227 122V123H226ZM260 122V123H259ZM13 123H14V125H13ZM131 123H133V124H131ZM143 123H145V124H143ZM158 123V124H157ZM165 123V124H164ZM166 123H169V124H171L172 126H174V127H172V126H170V129L168 128V124H166ZM184 123V124H183ZM191 123H193V124H191ZM202 123H205V127H207L209 130V134L210 135H215V137H210L209 139H206V140H204L205 141V143L202 141V142H198L197 141V139L194 137V133L196 134L197 133V131H199V130H201V131H203V132H207L208 133V131H207V129L202 125ZM26 124V125H25ZM32 124H33V126H32ZM39 124V125H38ZM49 124V125H48ZM54 126H53V125ZM122 124H124V125H122ZM136 124H137V127H136ZM148 124H151L152 125V127H149L150 125H148ZM159 126V125H161V127L160 128H158L159 130L161 129V130H163L164 129V131H159L158 129L156 130V128H157V125ZM183 124V125H182ZM201 125V126H198V128H197V125ZM208 124H209V126H211V127H209L208 126ZM214 124H215V127H213L214 126ZM238 124H239V127H238ZM253 124V125H252ZM2 125H3V127H2ZM28 125H30V126H28ZM36 127H35V126ZM38 125V126H37ZM48 126V127H46V126ZM64 126L63 128H64V131L62 130L63 128L61 127V126ZM113 125V126H112ZM118 125V127H115V126H117ZM122 125V126H121ZM130 125V126H129ZM132 125V126H131ZM146 125V126H145ZM153 125H154V127H155V125H156V128H154L153 129ZM167 125V128H168V130H166V128H162V127H165ZM179 125H182V126H184L185 125V127H186V130H188L189 132H190V134L188 133V131H186V133H183V132H185V128L184 127H182V126H179ZM207 125V126H206ZM245 125H247V126H245ZM45 126V127H44ZM144 128V126H145V128L148 126V128H146V130L144 131V130H142V128ZM177 126H179V127H177ZM229 126H231V127H229ZM249 126V127H248ZM257 126V127H256ZM259 126H260V128H259ZM25 127V128H26ZM35 127V128H34ZM51 127V128H50ZM95 127V128H94ZM122 127H123V130H122ZM130 127L132 128H137V129H140V131L141 132H143L144 131V133H141L139 130L138 131H136L135 129H131L130 130ZM140 127V128H139ZM171 127H172V129H171ZM202 129H201V128ZM214 129H217V131L218 132H220L221 133V136H219L220 134H217L218 132L217 131H214L215 133H212L213 131L212 130H214ZM217 127V128H216ZM238 128V130H236L235 132H234V130H233V132H231L232 131V129H234V128ZM256 127V128H255ZM263 127V128H262ZM47 128H50V129H47ZM59 129V130H56V129ZM65 128H66V130H65ZM113 128H114V131H115V133L114 134H116V131H117V133L118 134H116L115 136L113 135V137H110V136H112V134H113ZM120 128H121V131L122 132H118V131H120ZM151 128L153 129V131L151 130ZM174 128V129H173ZM196 128V129H195ZM29 129V128H28ZM54 129H55V131H54ZM95 129V131L97 130V131H99L100 130V132H97V133H95L96 135H94V132L95 131H92V130H94ZM116 129H118V130H116ZM199 129V130H198ZM231 129V130H230ZM245 129V130H244ZM250 129V130H249ZM70 130V131H69ZM108 130H110L109 131V134H107L108 133ZM133 130V131H132ZM134 130H135V132H137V133H135V134H140L139 136L137 135V137L135 138V134H134ZM173 130H175V132L173 131ZM177 130H180V131H183V132H178ZM204 130H206V131H204ZM253 130V131H252ZM39 131H38V133H39ZM66 131H68V132H66ZM105 132V134L103 133V132ZM173 131V132H172ZM191 131H192V133H191ZM224 131V130H223ZM238 131V132H237ZM128 133V134H126V133ZM130 132V133H129ZM146 132V133H145ZM151 132H152V135L154 136V134H155V136L153 137H151ZM156 132V133H155ZM159 132V133H158ZM162 132V133H161ZM170 132V136H171V133L173 134V139H175V140H172V137H168V135H167V139L168 140H171L170 142H172V143H170L166 138H165V135L166 134H168ZM178 132V133H177ZM54 133V134H53ZM74 133L77 135H74ZM101 133H103V136H107V138L110 140V143H111V141L113 140V141H115L117 138H121V140H120V138L119 139H117L113 144L111 143H108V144H110V145H108V144H104V142H102V140L104 141L106 138L104 137H102V135H101ZM112 133V134H111ZM122 133V134H121ZM125 133V134H124ZM131 133H133L134 135L132 136V134ZM163 135H161V134ZM165 133V134H164ZM179 133L181 134V135H179ZM189 134V136L188 135H185V134ZM222 133H223V135H222ZM230 133H232V135L230 134ZM247 133V134H246ZM249 133H251V135L250 136H252L253 138H254V140L252 141V137H251V139L249 138L250 136H249ZM255 133H256V135H255ZM71 134V135H70ZM89 134V135H90ZM99 134V135H98ZM119 134H121L120 136H119ZM129 134H131V136H132V138H133V140H135V139H137L138 137V139L140 140V142H139V145H145L146 143H144V142H146V140L147 141H149V139L150 138H153L155 141H160V143L159 142H156V143H159V145H160V147H162L163 146V138H165V143H164V146L160 149L159 148V150H158V152L154 155V156H156V157H158V158H156V159H153V157L152 158H146L147 159V161L149 162V160L151 159V161L150 162H152L153 164L155 163V162H157L158 160H164V164L162 165V168H160V169H162V171L163 172H165L166 170H165V168L167 169V172H172V173H174L176 170H177V168H179V167H177L178 166V164L179 163H176V162H178L177 160L179 159V158H185L187 155H189L190 153V155H189V157L188 158H190V159H188V161H190V163H189V166L190 167H192L193 166V164H195L196 162L195 161H197V159L196 158H198V157H201L203 154V151H201L202 149V147L204 146V145H206L205 147L207 148H205V147H203L204 149V154L205 153H207L208 152V149H210L212 146V148L209 150L210 152L209 153H216L217 151V146L219 147L218 149H220V148H222V147H225V146H227L228 145V143H226V140H229L230 142H231V144L233 145L232 146V148H231V152L233 151L234 153L235 152H237V153H235L236 154V156L234 157L236 160H234L233 162H229L228 161V158L226 159L230 164L232 163L234 166V169H235V171H236V173L238 174L239 173V175H234V176H232L231 177V175H229L228 173L226 174L227 176H228V178L230 179H232V180H234V181H232V180H230L231 182H229L230 184H232V185H230V184H228V185H230V190H228L227 191V193L229 192H231V190H232V192L236 195V196H234L233 195V193L231 194H228V195H231V197L230 196H228L227 194H226V192H224V191H218L217 192V190H215L214 192H217V193H214V197H212L213 195H211V197H212V199L214 198V200H215V198H216V203H215V201H213L211 198L209 199L212 203L214 202L215 204H212V203H207L208 201H206V200H208V199H205V203H207V205H204V202L202 201V200H200L199 199V201L200 202H203V203H200L198 200H197V202L195 201L193 204H192V208H190V206H189V208H187V210H191V212H189V213H187L185 210H184V214L182 213L183 212V210H180V212L181 213H179V212H177V213H179V215L176 213L175 214V212L174 211H171L172 212V214L178 219H175L174 220V217L172 218V214H171V212H170V210H164V209H160V210H163V211H159V214H157L158 212H155V210L153 209V211H152V207L154 208V204H153V201L152 200H150V198H146V197H144V198H142L141 200H139V199H136L135 198V200H134V202H133V199H130V198H133L134 197V195L136 194V192H137V190H136V187L139 189V187H141L142 186V184H144V183H146V181H143L142 180V177H141V174H139V172L137 173V176H134V175H136V172H137V170H134L136 167H135V165H137V164H139V163H143V161H142V159H141V161H139V163H137V164H133V162H135L134 161V159L136 160V162H137V160L139 159V157L140 156H138V155H140V154H137V155H135V156H133V154H130V156L129 155H127V151H129L131 148L130 147H132V145H130V147H128V145L129 144H131L129 141H128V139H130L131 138V136L129 135ZM142 134H144L145 135V137H144V135H142ZM146 134L147 135H149V136H147V139H146ZM193 134V135H192ZM235 134V135H234ZM237 134H239V135H237ZM242 134H244V135H242ZM53 135V136H52ZM68 137V135H69V137L68 138H66V136ZM101 135V136H100ZM125 136V137H127V135H128V137H127V141H125L124 140V142L122 141L123 139H122V136ZM161 135V136H160ZM175 135V136H174ZM183 135V136H182ZM185 135V136H184ZM191 135V136H190ZM226 135V136H225ZM11 136V137H10ZM44 136V137H43ZM57 136V137H56ZM61 136V137H60ZM72 136V137H71ZM101 138H103V139H99L100 137ZM109 136V137H108ZM142 136V137H141ZM176 136H179V138H177ZM229 136H231V137H229ZM240 136V137H239ZM243 136V137H242ZM249 136V137H248ZM51 137V138H50ZM53 137V138H52ZM54 137H55V139H54ZM62 137H63V139H64V137H65V139L63 140L62 139ZM83 137V138H82ZM89 137V138H88ZM93 137V138H92ZM96 137H97V139H96ZM125 137H124V139H125ZM130 137V138H129ZM157 137H160V138H157ZM175 137V138H174ZM181 137H183V138H181ZM223 137L225 138V139H223ZM244 137H248L249 138V140L248 139H246V138H244ZM58 138H61V139H58ZM80 138H82V139H80ZM88 140H87V139ZM116 138V139H115ZM141 138V139H140ZM149 138V139H148ZM185 138V139H184ZM242 138H244V139H242ZM11 139V140H10ZM41 139V140H40ZM45 140V143L43 142L44 140ZM48 139H49V141H48ZM91 139H93V141H94V143H93V141H90ZM112 139V140H111ZM143 139V140H142ZM159 139H161V140H159ZM182 139V140H181ZM241 139H242V142H241ZM132 142H133V140L132 139H130ZM138 140V141H139ZM141 140H142V143H144V144H142L141 143ZM167 140V141H166ZM176 140H177V142H179V143H177L176 142ZM221 140V141H220ZM231 140H233V141H231ZM240 140V141H239ZM244 140V141H243ZM9 141H11V142H9ZM46 141L48 142V144L46 143ZM57 141H58V143H57ZM60 141V142H59ZM67 141V142H66ZM73 141V142H72ZM78 141V142H77ZM84 141L86 142L87 141V143L85 144L84 143ZM117 141H120V143H123V144H128L127 145V147L128 148H126V146L125 145H121L120 144V146H119V143H116ZM122 141V142H121ZM188 141V142H187ZM213 141V142H212ZM239 141V142H238ZM245 141H248L247 143L245 142ZM249 141H251V142H249ZM43 142V143H42ZM69 142H70V144H69ZM80 142V143H79ZM89 142H90V144H89ZM105 142H106V140H105ZM107 142H109L108 140H107ZM127 142V143H126ZM162 142V143H161ZM212 142V143H211ZM214 142H217V143H214ZM220 142V143H219ZM222 142V143H221ZM7 143V144H6ZM9 143H14V144H12V146L14 145V147H13V150H15V151H12L11 150V147H10V144ZM20 143V144H19ZM65 143V144H64ZM83 143L85 144V145H83ZM93 143V144H92ZM103 143V144H102ZM148 143V142H147ZM174 143H176V144H174ZM198 143V146L201 144V146H199L198 147V149L200 150V152H198L199 150H196L197 151V154L198 153H200V154H198V155H201V156H196L195 154V152H188L189 150H190V145H193V144H197ZM19 144V145H18ZM33 144H35V145H33ZM45 144V145H44ZM51 144V145H50ZM53 144V145H52ZM116 144V145H115ZM172 144V146L173 145H175V146H171L172 147V149L171 150H173V152L172 151H170V148H168L169 147V145H171ZM204 144V145H203ZM225 144V145H224ZM17 145V146H16ZM20 145H22L21 147L23 148H21L20 147ZM36 145H37V147H36ZM46 145H48V146H50L51 147V149L48 147V149H47V147H43V146H46ZM64 147H66V148H63V146ZM102 145H104V149H106V150H109L110 152H111V150L112 151H116L115 149H113V147L114 148H116L118 151H116L115 153H111V154H109L106 150H104L103 149V147H102ZM106 145V146H105ZM118 145V148H120V149H118L116 146ZM139 145H137V149L138 148H140L139 147ZM147 145V144H146ZM168 147H167V146ZM176 145H178V147L176 148ZM182 145V146H181ZM187 145H189V146H187ZM210 147V148H208V146ZM223 145V146H222ZM5 146H7V148L5 147ZM18 146H19V149H18ZM23 146H25V147H23ZM38 146H40V147H38ZM52 146H53V148H52ZM61 146V147H60ZM111 146H113V147H110ZM29 147V148H28ZM57 147V148H56ZM123 147V148H122ZM167 147V148H166ZM2 148H5V149H2ZM16 148H17V150H16ZM40 148V149H39ZM44 148V149H43ZM54 148H56V149H54ZM62 148V149H61ZM130 148V149H129ZM136 148V146L134 145V149ZM163 148H165V149H163ZM235 148V149H234ZM240 148V149H239ZM7 149V150H6ZM21 149H22V151L24 152H22L21 151ZM29 149V150H28ZM32 149H34V150H32ZM49 149H50V152L51 153H49ZM53 149V151H51ZM59 149V153L57 152V150ZM64 149V150H63ZM67 149V150H66ZM123 149V150H122ZM129 149V150H128ZM166 149L167 150H169V152L167 153L166 152ZM176 149H177V151H176ZM213 149H214V151H213ZM237 149V150H236ZM4 150V151H3ZM20 150V151H19ZM31 150V151H30ZM36 150V151H35ZM39 150V151H38ZM62 150V151H61ZM74 150V151H73ZM75 150H77V151H75ZM104 150V151H103ZM121 150V151H120ZM127 150V151H126ZM174 150H175V152H174ZM194 150V151H195ZM236 150V151H235ZM240 150H242V151H240ZM244 150V151H243ZM247 152H246V151ZM3 151V152H2ZM16 151H17V154H16ZM30 151V152H29ZM33 151V152H32ZM73 151V152H72ZM89 151V152H88ZM92 153H91V152ZM97 151H99V152H97ZM122 151H124V152H122ZM127 153H126V152ZM131 151H132V149H131ZM159 151H160V154H161V152H162V156L161 155H159ZM165 151V152H164ZM187 151V152H186ZM216 151V152H215ZM241 152V154H240V152ZM9 152V153H8ZM35 152V153H34ZM56 152H57V154H56ZM77 152V153H76ZM94 152H96V154L97 155H94ZM105 152H107V154H109V155H112V156H110V157H108V155H107V157H108V159H110L111 160V158H112V160H113V162H112V160H111V162H109V160H107V157H106V155L104 156V153ZM130 152V151H129ZM172 152V153H171ZM232 152V153H233ZM243 152V153H242ZM246 152V153H245ZM20 153V154H19ZM23 154V156H21L22 154ZM33 153V154H32ZM133 153V152H132ZM163 153H165L167 156H165L164 157V155H163ZM192 153H194V154H192ZM209 153H207V155H208V157H210L209 159H208V161H209V163L211 164V166H210V169H213V171L216 173V174H218V175H221L222 174V170H221V168H222V163H223V167H224V165L226 166V165H229V163L228 162H226L225 160H224V155H222L223 153L222 152H219L218 151V154H209ZM221 153V154H220ZM232 153H230L231 155H232ZM233 153V154H234ZM241 155V157L239 156V154ZM11 154V155H10ZM14 154V155H13ZM26 154L28 155V156H26ZM31 154V155H30ZM39 156H38V155ZM46 156H45V155ZM61 154V156L59 157V155ZM66 154V155H65ZM93 154V155H92ZM114 154V155H113ZM120 154H121V156H120ZM129 154V153H128ZM173 154H175V155H173ZM246 154V155H245ZM20 155V156H19ZM25 155V156H24ZM35 157H34V156ZM64 155H65V157H64ZM129 156V157H131V155H132V157H131V159H133L132 161L130 160V163H129V161L127 160L128 159V157L127 156ZM178 155V156H177ZM180 155V156H179ZM186 155V156H185ZM211 155H212V157H211ZM221 155V156H220ZM245 155V156H244ZM62 156H63V158H62ZM84 156V157H83ZM124 156V157H123ZM173 156H174V158H173ZM177 156V157H176ZM233 156V155H232ZM239 156V157H238ZM251 156V157H250ZM30 157H32V158H30ZM38 157H39V159H38ZM55 157H56V159H55ZM104 159H103V158ZM126 157V158H125ZM135 157H137V158H135ZM160 157V158H159ZM163 157V158H162ZM168 157V158H167ZM191 157H193V158H191ZM214 157V158H213ZM216 157H219V158H221V159H219V158H217L216 159ZM244 157H248L247 159H245ZM24 158V159H23ZM37 158V159H36ZM44 158V159H43ZM50 158H52L51 160H53V161H51L50 160ZM59 158V159H58ZM155 158V157H154ZM187 158V157H186ZM240 158V159H239ZM243 158V159H242ZM259 160H258V159ZM16 159V160H15ZM20 159V160H19ZM130 159V158H129ZM192 159V160H191ZM199 159V158H198ZM255 159V160H254ZM33 160V161H32ZM38 160V161H37ZM40 160H41V162H40ZM56 160V161H55ZM69 160V161H68ZM80 162H79V161ZM127 160V161H126ZM152 160H154V161H152ZM213 160V161H212ZM217 161V163L216 162H214V161ZM221 160H223V161H221ZM241 160V161H240ZM242 160H244V161H242ZM60 161H63L62 163L60 162ZM103 161V162H102ZM105 161V162H104ZM169 161H171V162H173L174 161V163H176V165L177 166H173L174 167V169L172 168V165H175L174 163H169ZM176 161V162H175ZM221 161V162H220ZM245 161H247V162H245ZM254 161V162H253ZM23 163L22 165L20 164V163ZM50 162L52 163V164H50ZM56 162V163H55ZM67 162V163H66ZM75 162H76V164H75ZM107 162H109V163H107ZM120 162V164L121 165H119L118 163ZM148 162H146V163H148ZM236 162V163H235ZM250 162V163H249ZM54 163V164H53ZM64 163V164H63ZM104 163H105V165H104ZM151 163V164H152ZM226 163V164H225ZM242 163V164H241ZM247 163V164H246ZM256 163V164H255ZM43 164H44V166H43ZM46 164V165H45ZM66 164V165H65ZM70 164H71V166H70ZM107 164V165H106ZM127 164L128 165H130V168L127 166ZM150 164V165H151ZM216 164V165H215ZM238 164V165H237ZM239 164H241L240 166H239ZM247 165L248 167H249V169L248 168H246L245 169V171H242V165ZM20 165V166H19ZM40 165H42L43 166V168H42V166H40ZM47 165H49V166H47ZM51 165V166H50ZM65 165V166H64ZM72 165H73V167H72ZM76 165V166H75ZM100 165V166H99ZM108 165H110V166H108ZM125 165H126V167H125ZM131 165H133L132 167H135V168H132V171L131 170H129V169H131ZM212 165H214V166H212ZM219 166V168H220V171H219V168H217L218 166ZM253 165H255L256 166V168H255V166H253ZM258 165V166H257ZM39 166H40V168H39ZM50 167V169L49 168H47V170L45 169V167ZM55 166V167H54ZM60 166V167H59ZM66 166L68 167V168H66ZM79 166H81V167H79ZM99 166V167H98ZM118 166V167H117ZM170 166H171V168H170ZM179 166L181 167L182 165H180L179 164ZM260 166H261V168H260ZM263 166V167H262ZM4 167V168H3ZM18 167H21V169L19 168L18 169ZM52 167V168H51ZM59 167V169H57ZM65 167V168H64ZM69 167H71V170H69ZM110 167H111V170L109 171V169H110ZM121 169H120V168ZM212 167V168H211ZM217 169H216V168ZM238 167H240L239 169H237ZM251 167V168H250ZM253 167L255 168V169H253ZM6 168H7V170H6ZM54 168H55V170H54ZM72 168H74V170L72 169ZM75 168H77V169H75ZM96 168V169H95ZM124 168L126 169L125 171H126V173H125V171H124ZM215 168V169H214ZM259 168V169H258ZM42 169H44V170H42ZM64 169H66V170H64ZM68 169V170H67ZM93 169V170H92ZM99 169V170H98ZM159 169V172H162L161 170ZM164 169V170H163ZM169 169V170H168ZM171 169V170H170ZM78 170V171H77ZM89 170H91L89 173H87V172H85L84 173V171H89ZM95 170L96 171H98V172H95ZM128 170V171H127ZM217 170H218V172H217ZM253 170V172H251ZM259 170V171H258ZM8 172V175L6 174H4V173H6V172ZM92 171H93V173L95 172V174H93L92 173ZM131 173H130V172ZM153 171H156V169L154 168L153 169ZM174 171V172H173ZM242 171V172H241ZM23 172V173H22ZM59 172V173H58ZM63 172V173H62ZM70 172V173H69ZM76 172V173H75ZM79 172H81V173H79ZM100 172V173H99ZM261 172V173H260ZM16 173H18L19 175L22 173V175L21 176H19L18 174H16ZM56 173L58 174V176H60V175H62L63 174V176H60V177H63V178H60V177H58L57 175H56ZM66 175H65V174ZM78 173V174H77ZM83 173V174H82ZM87 173V174H86ZM97 173H99V174H97ZM102 173H104L105 175H103ZM120 173H124V174H127V180H125V181H120V180H118L115 176H118V174H120ZM251 173V174H250ZM254 173V174H253ZM18 175V176H16V175ZM55 174V175H54ZM139 174V175H138ZM249 174H250V176H249ZM259 174H261V175H259ZM2 175V176H1ZM11 175H14V177H16L15 179L13 178V176H11ZM68 175V176H67ZM71 175V176H70ZM80 175V176H79ZM85 175V176H84ZM106 175H107V177H106ZM7 176V177H6ZM8 176H11V179L10 178H8ZM22 176H24L23 177V179L24 180H26L25 182H24V180H22V181H20L22 178ZM54 176V177H53ZM56 176V177H55ZM66 178H65V177ZM70 176V177H69ZM88 176V177H87ZM91 176V177H90ZM99 176V177H98ZM243 176H245V177H243ZM255 176V177H256ZM261 176V178H259ZM2 177V178H1ZM92 177H94V178H92ZM141 177V178H140ZM234 177L235 178H237V179H239V180H236V179H234ZM240 177V178H239ZM246 177H248V179H246L245 180V178ZM7 178V179H6ZM57 178H59V179H57ZM71 178H75L74 180L73 179H71ZM80 178V179H79ZM88 178V179H87ZM98 178V179H97ZM116 178V179H115ZM244 178V179H243ZM4 179H6V181L7 180H9V183H10V185H11V189L10 188H6L7 186H9V185H7L8 184V182L6 183V181L4 182ZM19 179V180H18ZM28 179V180H27ZM54 179V180H53ZM62 179V180H61ZM77 179H79V180H77ZM109 179V180H108ZM114 179L116 180V181H114ZM136 181H135V180ZM11 180H13V181H11ZM14 180H15V182L16 181H19L20 183H18V186L16 185V183L14 182ZM55 180H57L56 182H53V181H55ZM84 180H86V181H84ZM112 180H113V182H112ZM130 180H132L131 182H129ZM242 180V181H241ZM2 181V182H1ZM74 181V182H73ZM79 183H78V182ZM81 181V182H80ZM84 181V182H83ZM128 181V182H127ZM236 181V182H235ZM238 181V182H237ZM261 181V182H260ZM83 182V183H82ZM132 182L135 184V185H137V186H135V185H131L132 184ZM244 182V183H243ZM6 184V185H3V184ZM14 183H15V185H16V187H18V188H14ZM56 183V184H55ZM126 183L128 184V186L129 187H131V186H133L132 188H134V189H131V188H129V193H126V192H128V191H126V190H128V186H126ZM141 185H140V184ZM150 183V184H149ZM234 183V184H233ZM238 183V184H237ZM240 183H243V187H244V184L245 185H247V186H245L246 187V189H245V191H243V193H245L246 191H248L246 194H242L241 192H242V190H244V188L243 189H241L242 187V185L240 184ZM20 184V185H19ZM22 184V185H21ZM80 184V185H79ZM149 184V185H148ZM236 184V185H235ZM3 186V187H2ZM135 186V187H134ZM143 186H155L154 185V183L153 182H148L147 181V184L145 185H143ZM142 186V187H143ZM241 188H240V187ZM127 189H126V188ZM232 187H233V189H232ZM247 187H248V189H247ZM262 187V186H261ZM7 189V191L8 192H6V189ZM14 188V189H13ZM122 188H124V189H126V190H124V189H122ZM221 188V187H220ZM219 188V189H220ZM264 188V187H263ZM5 189V190H4ZM130 189H131V191H130ZM239 189V190H238ZM241 189V190H240ZM5 191V193H4V191ZM123 192H122V191ZM133 190H135L136 192H132ZM124 191H126L125 192V194H124ZM236 191V192H235ZM122 192V193H121ZM121 193V194H120ZM132 193V194H131ZM218 193H220V194H218ZM224 193H225V197H224ZM254 193V194H253ZM255 193L258 195V196H256L255 195ZM121 195V197H120V195ZM128 194V195H127ZM223 194V195H222ZM125 195H126V198L125 199H127V197H130L129 198V200H131V206H128L127 207V205H130V202H128V201H126L125 199H123L124 197H125ZM129 195H131V196H133V197H131V196H129ZM246 195V196H245ZM249 195V198H247V196ZM6 196V199L4 198ZM122 196H124L123 198H122ZM216 196V197H215ZM219 196H220V198H219ZM223 196V198H221ZM261 196V197H260ZM3 197V198H2ZM113 199H112V198ZM209 197V196H208ZM207 197V198H208ZM226 197H228V200H226L227 198ZM254 197V198H253ZM263 197V198H262ZM7 198H9V199H7ZM15 198V199H14ZM21 198H22V200H21ZM2 199V200H1ZM17 199V200H16ZM20 199V201H18ZM97 199H101V201L100 200H97ZM121 199V200H120ZM223 201H222V200ZM247 199V200H246ZM249 199V200H248ZM252 199V200H251ZM262 201H261V200ZM3 200H6V201H4V205H3ZM9 201V203L11 204H9L8 203V205H6L7 204V202ZM145 200V201H144ZM217 200H219L218 202H217ZM220 200H221V203L223 202V203H226V205H227V207H226V205H224L223 203H222V206H221V204H220ZM228 201V202H226V201ZM231 200L234 202V200L235 201H237V204H235L236 202H234V204H232V206H234L235 205V207H231V203H233V202H231ZM245 200V201H244ZM256 200V201H255ZM260 201V202H258V201ZM2 201V202H1ZM118 201V202H117ZM138 201V202H137ZM152 203H151V202ZM238 201H239V203H238ZM246 201H247V205L245 204L246 203ZM6 202V203H5ZM12 202H14V204L12 203ZM107 202V203H106ZM230 202V203H229ZM256 202V203H255ZM258 202V203H257ZM66 203H68V205L66 204ZM102 203V204H101ZM109 203V204H108ZM118 203V204H117ZM128 203V204H127ZM136 203V204H135ZM217 203L219 204V205H217ZM229 205H228V204ZM244 204V206H242V204ZM66 204V205H65ZM132 204H134L135 206H132ZM200 204V205H199ZM202 204V205H201ZM213 206H212V205ZM70 205V206H69ZM72 205V206H71ZM237 205V206H236ZM11 206V207H10ZM15 206V207H14ZM196 206V207H195ZM205 206H207V207H205ZM211 207V209H210V207ZM216 206H217V210L215 211V209H216ZM231 208H230V207ZM19 207V208H18ZM130 207V208H129ZM131 207L133 208V209H131ZM138 207H139V209L141 208V207H143V209H145V211L148 209L149 210V213H147V211L145 212L143 209H138ZM145 207V208H144ZM199 207V208H198ZM247 207H249V208H247ZM257 207V208H256ZM8 208V209H7ZM54 208H55V210H54ZM57 208H58V211H57ZM184 208V207H183ZM194 208H195V210H194ZM207 208V209H206ZM226 208L228 209V210H226ZM233 208L235 209V210H233ZM245 208V209H244ZM253 208V209H252ZM255 208V209H254ZM9 209H11V210H9ZM53 209V210H52ZM60 209H62L61 211H60ZM127 209L129 210V213H128V211H127ZM137 209L139 210V212H137L136 213V211H137ZM151 209V210H150ZM185 209V208H184ZM193 209V210H192ZM196 209H198V210H196ZM210 209V210H209ZM229 209H231V210H229ZM238 209V210H237ZM240 209H242V210H240ZM246 209H248V210H246ZM251 209L252 210H254V211H251ZM257 209V211H255ZM259 209H261V210H259ZM50 210H52L53 211V213L55 214V216L57 217H54V216H52V215H54V214H51L50 212H52V211H50ZM64 210V211H63ZM133 210V211H132ZM144 212H143V211ZM189 210V211H190ZM220 210H221V212L223 213L224 212V214H222L221 212H220ZM244 210H245V212H244ZM14 211H15V213H14ZM107 211H108V213H107ZM126 211V212H125ZM151 211H152V213H155V214H150L151 213ZM195 211L196 213H193V212ZM217 211H219V212H217ZM226 211V212H225ZM249 212V213H251V212H256V216H255V218L256 219H249V221H248V223H244L243 225H242V227L241 228H239V229H241V230H239L238 231V229H235V230H233L234 231V233H235V235L236 236H234V233L232 234L231 232H228L227 230H225V232L226 233H220V232H222V231H224V229H226V226H223V225H225V222L224 221H226L227 220V217H228V215H226V214H228L229 213V215H232L233 216V218L235 217V215H237L236 217H239L240 215H243V213H247V212ZM251 211V212H250ZM57 212V213H56ZM58 212H62L61 214H62V216H61V218H60V215H59V213ZM111 213V215H110V213ZM143 212V213H142ZM161 212H163V214H161ZM167 214H166V213ZM198 212V213H197ZM200 212V213H199ZM207 212H208V214H207ZM214 213V214H212V213ZM228 212V213H227ZM241 212V213H240ZM243 212V213H242ZM40 213V214H39ZM46 213H48L49 214V216H48V214H47V220H46V217H45V215H43V216H41L40 217V215L41 214H46ZM64 213V214H63ZM69 213H71L70 215H69ZM104 213H105V215H104ZM127 213L129 214V215H127ZM169 213V214H168ZM190 213H191V215H190ZM205 213V214H204ZM216 213L218 214V215H216ZM237 213V214H236ZM68 215V217H65V216H67ZM106 214L108 215V216H111V217H105L106 216ZM115 214V215H114ZM131 214V215H130ZM137 214H139V215H137ZM164 214H166L167 216V220L165 219V216L163 217V215ZM182 214V215H181ZM188 215L189 214V216L191 217V218H187V219H185L186 217L184 216V215ZM194 214H197L198 216H196V215H194ZM210 214V215H209ZM212 214V215H211ZM238 214H239V216H238ZM15 215V216H14ZM72 215H75V217H73ZM101 215V216H100ZM112 215H113V218H112ZM155 215H157V216H159V218L157 217V216H154ZM171 217H170V216ZM177 215V216H176ZM186 215V216H187ZM221 215H223L222 217H221ZM50 216H52V218L54 217V219H52V218H49ZM64 216V219L62 218ZM103 216V217H102ZM125 216V217H124ZM131 216V217H130ZM188 216V217H189ZM194 216H196V217H194ZM232 216H231V218H232ZM70 217L72 218V220L70 219ZM77 217V218H76ZM145 219H144V218ZM147 217H148V219H147ZM193 217V218H192ZM207 217V218H206ZM259 217V218H258ZM69 220V221H71L70 223H72L73 222V224H70L69 223V221L67 220V219ZM111 218V219H110ZM123 220H122V219ZM127 218V219H126ZM134 218H138V220L136 219H134ZM140 218H142V219H140ZM149 218H153L154 219V221H152L151 219H150V221H149ZM156 218L158 219V220H161L162 218V220L164 221L163 222V225H161L162 224V220H161V223H160V221H159V223L156 221L155 222V220H156ZM172 218V219H171ZM208 218H210V220L212 219V221L213 222H217L218 221V224L216 223V228L218 229H216L215 228V225H213V224H215V223H213L212 221H210ZM223 218V221L221 220ZM226 218V219H225ZM230 217H228V219H231ZM30 219V220H29ZM55 219H58V220H56V223H55ZM59 219H62V220H59ZM73 219H75L74 221H73ZM119 219V220H118ZM126 219V220H125ZM202 219V220H201ZM207 219V220H206ZM216 219H218L217 221H216ZM258 219H262V221L261 222H263V223H261L260 222V220H258ZM6 220V221H5ZM27 220V221H26ZM45 220V221H44ZM64 220H65V222H64ZM112 220V221H111ZM117 220H118V222H117ZM121 220V221H120ZM129 220V221H128ZM141 220V222L140 223H138L139 221ZM146 220H147V222H146ZM182 220V221H181ZM208 220L210 221V223L208 222ZM253 220V221H252ZM257 220V221H256ZM3 221V222H2ZM23 221V222H22ZM25 221V222H24ZM31 221V222H30ZM47 221V222H46ZM60 221V222H59ZM67 221V222H66ZM138 221V222H137ZM143 221V222H142ZM148 221H149V225H148ZM171 223H170V222ZM188 221H189V224H187L188 223ZM192 221V223H190ZM194 221V222H193ZM220 221V222H219ZM251 221V222H250ZM260 222L261 224H257L256 222ZM27 222H30V224L28 223L27 224ZM37 222V223H36ZM61 222H64V223H67V224H64V223H61ZM136 222V223H135ZM146 222V223H145ZM155 222V223H154ZM175 222V223H174ZM202 222H204V223H208L209 224V226L208 225H206V224H202ZM222 222H223V224H222ZM250 222V223H249ZM19 223V226L18 225H16V224H18ZM25 223L27 224V225H29V226H31V227H27V225H25ZM32 223H34V224H32ZM77 225V223H78V225H81L80 227H78L77 228V226L75 225V224ZM133 223H135V224H133ZM142 223H143V225H142ZM150 223H151V226H150ZM179 223V224H178ZM220 223V224H219ZM11 224V225H10ZM39 226H38V225ZM69 224V232H68V228H67V226L66 225H68ZM144 224H145V229H143L142 227H144ZM146 224H147V226H146ZM157 224V225H156ZM210 224H212L211 226H210ZM247 224H248V226H247ZM255 224V227H258V230H257V228H254L253 227V225ZM21 225V226H20ZM25 225V226H24ZM41 225H43V226H41ZM72 225H73V227H72ZM74 225H75V227H74ZM129 225V226H128ZM133 225V226H132ZM161 225V226H160ZM14 226V227H13ZM18 226V227H17ZM22 226H23V229L22 230H24V227H25V229H26V232L25 231H21V229L19 230V227H21L22 228ZM148 226H150V228L148 227ZM154 226V227H153ZM157 226H158V228H157ZM205 226V228H203ZM219 226H220V228H219ZM27 227V228H26ZM33 227L35 228L36 227V229H37V227L39 228V229H37V231H39V232H36V229H34L35 230V232L34 233H37L38 234V236H37V234L35 235L34 233H33V231H30L29 229H33ZM41 227H43V229L41 228ZM45 227V228H44ZM72 227V228H71ZM84 227V228H83ZM130 229H129V228ZM132 227V228H131ZM135 227V228H134ZM162 227H164V229L161 228ZM165 227H166V229H165ZM213 227V228H212ZM224 227V228H223ZM29 228V229H28ZM76 228V229H75ZM81 230H80V229ZM83 228V229H82ZM126 228V229H125ZM137 228V229H136ZM148 228V229H147ZM156 228V229H155ZM203 228V229H202ZM215 228V229H214ZM242 228H243V230H242ZM245 228V229H244ZM28 229V230H27ZM41 229V230H40ZM75 230L77 233H75V231H73V230ZM80 231H79V230ZM155 229V230H154ZM202 229V230H201ZM223 229V230H222ZM247 229H248V231H247ZM252 229H254V230H252ZM119 230V231H118ZM130 230V231H129ZM135 230H137V231H135ZM141 230V231H140ZM154 230V231H153ZM160 230H166L165 231V233H167L166 234V236H168V237H166L164 234L165 233H163V235H164V237H160V236H163L162 234H160L159 232H160ZM219 230H221V231H219ZM238 231V233H237V231ZM245 230L247 231V232H245ZM249 230H252V232L250 231L249 232ZM257 230V231H256ZM19 231H20V234H18L19 233ZM29 231V232H28ZM134 233V234H136V235H138V237H142V240L143 239H146V242H143V241H145V240H140L142 243H140V241L138 240V237L136 236V235H134L132 232ZM148 232V235H146V233ZM152 231V233H150ZM159 231V232H158ZM216 231V232H215ZM236 231V232H235ZM244 231V232H243ZM21 232H23L22 233V235H21ZM26 234H25V233ZM70 232L71 233H73V234H70ZM118 232V233H117ZM129 232V233H128ZM140 232H143V233H141V235H139L140 234ZM158 232V234L159 235H156L155 234V236H154V233H157ZM204 234H203V233ZM218 232H219V234H218ZM228 232V233H227ZM240 232H242V233H240ZM255 232V233H254ZM259 232V233H258ZM263 232V233H262ZM40 233V234H39ZM41 233H42V236H40L41 235ZM68 233H69V237H68ZM217 233V235H215V234ZM246 233V234H245ZM247 233H251V234H248L249 236H251V237H249L248 235H247ZM20 235V236H16V235ZM23 234H25V236L27 235V236H30V235H32L31 236V238L30 237H26V238H23L24 237V235ZM116 235V237H114L115 235ZM119 234H121V235H119ZM144 234V235H143ZM154 236V237H152V239H151V236L152 235ZM233 235V236H229L230 238H228V236L227 235ZM259 234H260V236H259ZM6 235H7V238H6ZM130 235H132L131 237H135L134 238V241H132L133 240V238L130 240ZM218 235H220V237L218 236ZM222 235V236H221ZM12 236L14 237V236H16V237H14L13 239H10V240H8V238H12ZM120 236V237H119ZM143 236H145V237H143ZM157 236H158V239L160 240V238H163V240L161 241L160 240V242H159V240L157 239ZM226 236V237H225ZM23 238V242H22V239L21 238ZM37 239H36V238ZM68 237V238H67ZM121 237H123V239H121ZM137 237V238H136ZM160 237V238H159ZM213 237H215V238H213ZM223 237H225L224 239H223ZM241 239H239V238ZM258 237V238H257ZM264 237V236H263ZM262 237V238H263ZM6 238V239H5ZM16 238V239H15ZM33 238V239H32ZM66 238V239H65ZM109 238H110V240H109ZM126 238H127V240H126ZM153 238H155V242L153 241ZM207 238V239H206ZM212 238V239H211ZM238 239V240H236V239ZM243 238H247V241H249L250 243L249 244H251L252 246H254L253 248H252V246L251 245H249L247 242H246V240H244ZM251 238V239H250ZM30 239V240H29ZM36 239V240H35ZM40 239H42V240H40ZM115 239V240H114ZM138 240V242H137V240ZM233 239V240H232ZM236 241H235V240ZM56 240H58V241H56ZM65 240V241H64ZM102 240H104L105 242L106 241H109V243H110V245H108V243L106 242L105 243V246L106 245H108V246H110L109 248L108 247H106L105 248V246H104V241H102ZM112 240V241H111ZM121 240H123L122 242H121ZM206 240H208V241H206ZM215 240H217V241H219V242H217V241H215ZM230 240V241H229ZM252 240V241H251ZM261 241V243L259 242V241ZM36 241H38L37 243H35ZM39 241H41V242H39ZM101 241H102V243H101ZM111 241V242H110ZM130 241H132V242H130ZM152 243H151V242ZM159 242V244H158V242ZM213 241H215V243L216 244H214V242ZM226 241V242H225ZM9 242V243H8ZM57 242L59 243V244H57ZM147 242H148V244H147ZM166 242V243H167ZM233 242V243H232ZM253 242V243H252ZM263 242V243H262ZM0 243V244H1ZM25 243V244H26ZM38 243H40V245L38 246ZM64 243H66L67 245L65 246V244ZM116 243V244H115ZM138 243V244H137ZM146 243V244H145ZM230 243V244H229ZM12 244V243H11ZM30 244V245H29ZM32 244V245H31ZM36 244V247H37V249L35 248V246L34 245ZM103 244V245H102ZM122 244H123V246H122ZM223 244H224V246H223ZM228 244V245H227ZM254 244V245H253ZM256 244V245H255ZM54 245V246H53ZM64 246L63 248L62 247H60V246ZM69 245H71V247H75V248H72V250H71V248H70V252H69V248H68V246ZM97 245L99 246V245H102V246H104V248H101L102 246H100V250L97 248V249H94L95 251V253H92L93 252V248H95V247H97ZM114 245H115V248H112V246L114 247ZM127 245H129V246H127ZM137 246V248L138 247H141L142 245H140V246ZM167 245H168V243H167ZM199 245H201V246H203L204 245V247L205 248H207V249H205L204 247H201V246H199ZM247 245V246H246ZM33 246V252H31V247ZM40 246H42V248L44 249V248H46L45 250H47L48 248V252L47 251H41V247ZM54 248H53V247ZM250 246H251V248H250ZM51 247V248H50ZM70 247V246H69ZM76 247H78V248H76ZM116 247H119V250H118V248H116ZM31 248V249H30ZM60 248V249H59ZM89 248V249H88ZM120 248H121V250H120ZM250 248V249H249ZM27 249H30V250H27ZM37 251H36V250ZM62 249V250H61ZM80 249V250H79ZM82 249H83V251H82ZM88 249V250H87ZM91 249H92V251H91ZM101 249L104 251V253L102 252L101 254H100V256L102 255V254H105V255H103V256H99L98 254L101 252ZM129 249V248H128ZM139 249V248H138ZM141 249V248H140ZM152 249H153V251L154 252H158V253H161V254H158V253H155V254H158V256L156 255V257H155V254H154V252L152 251ZM202 250V253H201V251H197V250ZM2 250H0V251H2ZM24 250L25 251H27L26 253L24 252ZM35 250V251H34ZM66 250H68V251H66ZM80 252H79V251ZM90 250V251H89ZM118 250V251H117ZM150 250H151V252H153V253H151L150 252ZM20 251H21V253H23V255L25 256H23L22 254H20ZM23 251V252H22ZM28 251H30V252H28ZM50 251H51V253H50ZM55 251V252H54ZM58 251V252H57ZM60 251L62 252V253H60ZM63 251H65L64 253H63ZM89 251V252H88ZM97 251H100V252H97ZM203 251L204 252H208L207 254L206 253H203ZM9 252H11V253H13L14 252V254L13 255H11V253H9ZM68 252H69V254H68ZM73 252H74V255H76V256H73ZM77 254H76V253ZM89 253L88 255H86V253ZM117 252V253H116ZM201 253V254H199V253ZM229 254H228V253ZM7 253V254H6ZM25 253V254H24ZM39 253V254H38ZM46 253V254H45ZM72 253V254H71ZM85 253V255H83ZM90 253H92L93 255H91ZM98 253V254H97ZM10 254V255H9ZM19 254H20V257H17V255L19 256ZM49 254V255H48ZM52 254H54L53 256H52ZM71 255L72 257H68L69 258V261H68V258L66 259V256L64 257V255ZM176 254V255H175ZM206 254V255H205ZM1 255V254H0ZM7 255V256H6ZM9 255V256H8ZM36 256V257H34V256ZM41 255H42V257H41ZM89 255H91V256H93L92 258L93 259H90L91 258V256H89ZM111 255V256H110ZM112 255H114V256H112ZM154 256V258H152L153 256ZM161 255V256H160ZM201 255V256H200ZM204 255V256H203ZM45 256V257H44ZM49 258H51V256H52V258L51 259H49ZM84 256V257H83ZM98 256V257H97ZM168 256V257H167ZM172 256H173V258H172ZM191 256V257H190ZM201 257V258H199V257ZM203 256V257H202ZM22 257V258H21ZM62 257H64L65 259H66V261L64 262V259H61ZM73 257H74V259H73ZM95 257V258H94ZM97 257V258H96ZM108 257L110 258V259H112V260H110V259H108ZM112 257V258H111ZM115 257V258H114ZM161 257L163 258V259H161ZM177 257H179V258H177ZM16 258H19V259H16ZM58 258V259H57ZM80 258H83V259H80ZM88 258V259H87ZM148 258H149V260H148ZM164 258H165V261L167 262H165V261H163L164 260ZM177 258V259H176ZM23 259V260H22ZM40 259V260H39ZM42 259H44V260H47V262L46 261H42ZM55 259L56 260H58V261H55ZM73 259V260H72ZM76 259V260H77ZM90 259V260H89ZM200 259L202 260L201 262H200ZM250 259V260H249ZM257 259V260H256ZM259 259V260H258ZM15 260H22L21 262L20 261H18V262H16ZM33 260H27V261H33ZM148 260V261H147ZM155 260V261H154ZM10 261H11V258H10ZM27 261H26V263H27ZM49 261V262H48ZM86 262V263H84V262ZM111 261V262H110ZM263 261V262H262ZM16 262V263H15ZM29 262H28V264H29ZM37 262H35V263H33L32 262V264H37ZM40 262V263H41ZM64 262V263H63ZM68 262H70V263H68ZM78 262H80V261H78L77 260V264H79ZM124 262V263H123ZM148 262V263H147ZM168 263V264H174V263ZM175 262V263H176ZM180 262H182V263H180ZM262 262V263H261ZM24 263H22V264H24ZM41 263V264H42ZM53 263V262H52ZM150 263V264H151ZM55 264V263H54Z\"/></svg>",
	"mask_w": 264,
	"mask_h": 264
},
{
	"label": "bare ground",
	"instance_id": "bare-ground-1",
	"mask_svg": "<svg viewBox=\"0 0 264 264\" xmlns=\"http://www.w3.org/2000/svg\"><path fill=\"white\" fill-rule=\"evenodd\" d=\"M134 1V0H133ZM133 1H132V3H133ZM146 1V0H145ZM148 1V0H147ZM154 1V0H153ZM175 1L177 2H181V3H183L184 4V2L186 3V6L188 7V5H193V7L195 6V7H197L198 6V1L197 0H160L159 2L157 1V3H160V5H162V6H165V9L161 12V14H159L158 12H160L161 10H159V11H157V13L156 12H154V14L156 13L157 15H160V16H162L161 18L158 16L157 18L158 19H164L166 16H173V17H175V16H179V17H181V19L182 18H184V14H183V12L182 13H179L178 11H176V10H174L173 9V3L174 4H176L175 3ZM201 1V0H200ZM200 1H199V6L197 7V8H200V7H202L204 4H202V3H200ZM202 1H205V0H202ZM210 1H213V0H210ZM210 1L208 2V4H207V7L209 6V5H211V4H214V8H215V4H217V3H211V4H209L210 3ZM215 1H217V0H215ZM215 1H213V2H215ZM10 2H11V0H10ZM150 2H152V1H150ZM149 2V3H150ZM207 2V1H206ZM218 2V8H216V10L218 9V11L220 12V13H224V17L222 18V19H220V22H218L217 21V19H215L216 20V23L218 22V23H220L223 27H225V28H231L235 33H236V35L234 36V34H233V38H230V39H232L231 40V42L230 41H228V40H230L229 38H227V37H224V35H223V42H225V45H226V48H227V46H228V50H226V52L223 54V56H221V57H219L218 58V64L220 65V68H221V73L223 74V73H227L229 76H232V77H234V78H237L239 81H240V87L241 86H244V85H242V83H246L247 81H249L248 79H253V78H250L251 76H255V74H260L259 76L262 78V81H264V64L262 63V60H264V0H218L217 1ZM3 3V2H2ZM2 3L0 4V6H1V8L0 9H2L3 7H2ZM132 3H130L129 1L127 2V1H123V2H120V0H112L111 2L110 1H105L103 4H102V7H101V9H100V15L103 17V18H105L107 21H115V22H118V23H121V24H123L124 25V27L127 29V28H130V27H132V26H137V24H142L143 22H145L146 21V16L148 17V15L150 14V13H152L153 11H155V10H158V9H156V8H154V10H152V12H151V10H146L147 12L148 11H150V12H148V14L147 15H144L143 13H145L146 11H144L145 10V7H142V6H140L139 4H138V2H136V4H138L137 6H136V4H135V6L133 7V5H132ZM153 3H155V2H153ZM180 3V4H181ZM188 3V4H187ZM134 4V3H133ZM142 4H144L143 2H142ZM177 4H179V3H177ZM176 4V5H177ZM179 4V5H180ZM183 4H182V7H184L183 6ZM4 5V4H3ZM119 5H121L122 6V8H118V6ZM132 5V6H131ZM158 6H159V4H157ZM185 5V4H184ZM206 5V4H205ZM204 5V6H205ZM5 6V5H4ZM145 6V5H144ZM152 6V5H151ZM156 6V5H155ZM203 6V7H204ZM17 7H19V8H21L20 6H17ZM133 7V8H132ZM178 7V6H177ZM180 7H181V5H180ZM190 7V6H189ZM202 7V8H203ZM4 8H6V7H4ZM3 8V10L1 11V12H3V13H7V12H4V11H6L5 9ZM12 8V7H11ZM14 8H15V6H14ZM14 8H12L13 10H14ZM151 8V7H150ZM153 8V7H152ZM158 8V7H157ZM191 8V7H190ZM205 8V7H204ZM204 8H203V10H204ZM211 8V6H209V9ZM9 9H10V7H9ZM16 9V8H15ZM147 9H149L148 7H147ZM180 9V8H179ZM196 9V8H195ZM201 9V8H200ZM208 9V10H209ZM185 10V9H184ZM192 10V9H191ZM202 10V11H203ZM205 10H207V8H205ZM215 10V11H216ZM193 11V10H192ZM201 11V10H200ZM209 11H211V9L209 10ZM212 11H213V8H212ZM214 11V12H215ZM146 12V13H147ZM185 12V11H184ZM190 12V11H189ZM195 12V11H194ZM213 12V13H214ZM219 13V14H220ZM11 14H13V13H10V15ZM190 14V13H189ZM194 14L195 13H193L192 15L194 16ZM197 14V13H196ZM199 14V13H198ZM201 14V13H200ZM199 14V15H200ZM204 14V13H203ZM9 15V17H11ZM152 16V18H151V20L153 19V15H151ZM188 16V15H187ZM187 16H186V18H187ZM231 16H233V17H235V18H230ZM5 16L3 15V17L2 18H4ZM76 17V16H75ZM74 17V18H75ZM85 17V16H84ZM190 17V16H189ZM202 17H204V16H202ZM219 17H221V16H219ZM1 17H0V25H2V24H4L5 25V23H6V21H7V19H9V18H7V17H5L6 19H2ZM57 18V17H56ZM63 18V17H62ZM67 18V17H66ZM65 18V19H66ZM86 18V17H85ZM150 18V17H149ZM157 18H155V20L157 19ZM186 18H184V20L186 19ZM76 19V18H75ZM87 19V18H86ZM85 19V20H86ZM88 19H90L89 17H88ZM168 19V18H167ZM172 19V18H171ZM174 19V18H173ZM196 19V18H195ZM194 18H192V21L188 18V20H190L191 22H193V20H195ZM198 19H200V18H198ZM197 19V20H198ZM202 19V18H201ZM201 19H200V21H201ZM203 19H206L205 17L203 18ZM9 20H11V19H9ZM8 20V21H9ZM24 20V19H23ZM23 20H21L20 22H22ZM56 20V19H55ZM62 20V19H61ZM61 20L59 21V22H61ZM64 20V19H63ZM90 20H92V19H90ZM90 20H89V22H90ZM150 20V19H149ZM196 20V21H197ZM208 20V19H207ZM214 19H210V21H213ZM26 22H27V20H25ZM50 21V20H49ZM57 21V20H56ZM88 21V20H87ZM153 21H154V19H153ZM156 21H158V20H156ZM170 21V20H169ZM168 21V22H169ZM179 21V20H178ZM177 21V22H178ZM196 21H194V22H196ZM199 21V20H198ZM199 21V22H200ZM59 22H57V23H59ZM77 22V21H76ZM79 22V21H78ZM148 23H149V25H147V26H150V24L152 23V21H151V23H150V21H147ZM147 22H145V23H147ZM155 22V21H154ZM164 22H166V21H164ZM183 22V21H182ZM194 22L192 23V24H194ZM199 22H197V23H199ZM8 23V22H7ZM29 23V22H28ZM50 23V26H51V22H49ZM52 23H55L56 24V22H52ZM74 23H75V21H74ZM73 23V24H74ZM80 23V22H79ZM90 23H92V22H90ZM94 23V22H93ZM184 23H186L187 24V22L185 21ZM205 23V22H204ZM217 23V24H218ZM19 23H17V25H10V22H9V24H6L5 26H0V36L2 37L3 35H5V38L6 37H8V35L7 34H10L11 35V40H8V38L6 39V40H4V41H2L1 43H0V46L2 47V46H12V48H15V45L18 43V44H21V43H23V42H20V41H17L18 39H16L17 38V36H16V38L14 37V39H13V37H12V34L11 33H16V32H18L19 30H20V27H22L21 25V23H20V26L18 25ZM23 24H25V23H23ZM27 24V23H26ZM72 23H70V25H71ZM72 24V25H73ZM95 24V23H94ZM141 24H140V26H141ZM155 24V23H154ZM157 24H159V22L157 23ZM165 25H164V27H163V29H161L160 31H158V32H156V34H154V35H150L149 34V36H150V38H148V39H154V41L155 40H157V41H161V43L162 42H167L166 44L169 46V45H174V48H176L177 47V45H178V47H179V45H182V44H184L185 42L184 41H187V40H189L190 38H192L193 37V40H197V39H200V40H202L203 41V43L201 44V46H203V45H205V42H206V40L208 39V41H210L209 40V38H208V36H210V34L209 35H205V34H208V33H205L206 32V30L204 31V30H202V33H200V32H197V33H191L190 32V30L188 29V27H186L184 24H177L176 23V25H175V27L174 26H170V25H168V24H166V23H164ZM191 24V25H192ZM200 24H202V23H200ZM58 25H60V24H58ZM69 25V24H68ZM81 24H77L76 26H72V28H70L69 30H67V29H65V27H63V26H61V27H63V29H65V31L67 30V32H65L64 33V30H62L63 31V35H65L66 37H68V38H70V37H72L73 36V34H75L76 36H74V37H72L73 39L72 40H76L77 42L76 43H74L73 41H71V39H70V41L68 40V41H65L64 42V39H56L55 37L56 36H54L53 37V33H54V31L52 32V37H53V39L55 38L56 39V41L57 40H61V41H63L62 43H63V45H60V47H57V48H53V46H49V44L48 45H45V44H40L39 42L38 43H32L33 42V38H32V40H31V43L33 44V46H32V44L30 45H28V46H30L29 47V55L27 54V52L25 51V50H27V48L25 49V47L23 46V45H25V44H23L22 46L21 45H19V49L21 48V47H24L23 48V50L26 52V58H22V60H20V59H16L15 60V63L13 64V62L11 63V64H13V65H9L10 64V62H9V66H7V64H5V63H0V76L1 75H3L4 74V72H5V74L4 75H6V72H8L9 71V69H12V68H15V67H20L21 69L22 68H24V69H22V71H25V72H23V74H26V73H29V72H31V71H34V70H40V69H43V71H45V73H46V71L47 72H49V71H58V72H64V71H79V69H82V67H88V68H94L95 66H96V63H97V59H96V54H95V50H94V53L92 52V47H91V49H89V47H86L84 44L86 43H84V44H81L80 43V41H81V39L79 40L78 38H79V36L81 37V34L82 35H84V37H89L90 38V36L93 34L92 32H94L93 30L91 31V30H89V31H84V33H83V31L82 32H79L80 30H81ZM119 25V24H118ZM162 25V24H161ZM207 25H209V24H207ZM54 26V25H53ZM52 26V27H53ZM55 26H57V25H55ZM54 26V27H55ZM82 26H83V24H82ZM95 26V25H94ZM100 26V25H99ZM109 26H110V23H109ZM153 25L151 24V27H152ZM194 26V25H193ZM200 26V25H199ZM216 26H219V25H216ZM68 27H70V26H68ZM84 27V26H83ZM98 27V25L96 26V28ZM116 27H118V26H116ZM121 27V26H120ZM160 27V26H159ZM195 27H196V25H195ZM206 27V26H205ZM23 28V27H22ZM58 28V30L60 29L59 28V26L57 27ZM89 28V27H88ZM94 29H95V27H93ZM93 28H90V29H93ZM102 28V27H101ZM125 28H124V30H125ZM141 28V27H140ZM143 28V27H142ZM141 28V29H142ZM162 28V27H161ZM201 27H199V29H200ZM203 28V27H202ZM209 28V27H208ZM216 28V27H215ZM214 28V29H215ZM224 28V29H225ZM62 29V28H61ZM61 29H60V31H61ZM83 29H85V27L83 28ZM106 29V28H105ZM105 29H103L104 30V32H105ZM117 29V28H116ZM122 29H123V27H122ZM132 29V28H131ZM159 29V28H158ZM210 29H212V28H210ZM209 29V30H210ZM213 29V30H214ZM103 30H102V33H103ZM108 30H109V28H108ZM135 30V29H134ZM139 30V29H138ZM197 30V29H196ZM220 30V29H219ZM222 30V29H221ZM226 30V29H225ZM61 31V32H62ZM97 31H98V29H97ZM147 31V30H146ZM157 31V30H156ZM203 31H204V33H203ZM57 32H59V31H57ZM56 32V33H57ZM77 32H79V33H77ZM126 32V31H125ZM134 32V31H133ZM137 32V31H136ZM153 32V31H152ZM207 32H208V30H207ZM222 32V31H221ZM227 32V31H226ZM226 32H223V33H226ZM230 32V31H229ZM99 33H101V32H99ZM130 33H131V31H130ZM135 33V32H134ZM146 33V32H145ZM144 33V34H145ZM151 33V32H150ZM213 33H214V31H213ZM219 33H220V31H219ZM228 33V32H227ZM226 33V34H227ZM55 34V33H54ZM57 34H59V33H57ZM57 34H55V35H57ZM61 34V33H60ZM59 34V35H60ZM96 34H97V32H96ZM104 34V33H103ZM142 34V33H141ZM214 34H216V33H214ZM51 35H50V37L49 36H47V39L49 38V39H51ZM62 35V36H63ZM100 35V34H99ZM110 35V34H109ZM112 35V34H111ZM132 35V34H131ZM147 35V34H146ZM211 35L213 36V34L211 33ZM13 36H15V35H13ZM36 36V35H35ZM42 36H43V34H42ZM98 36V35H97ZM101 36V35H100ZM135 36H136V34H134V38H135ZM145 36V35H144ZM211 36V37H212ZM215 36V38H213L214 40H216V35H214ZM218 36V35H217ZM228 36V35H227ZM230 36H232V35H230ZM0 37V38H1ZM4 37V36H3ZM2 37V38H3ZM40 37V36H39ZM46 37V36H45ZM45 37L44 38H42V39H45ZM58 37V36H57ZM83 37V38H84ZM93 37H95V36H93ZM133 37V35L131 36V38ZM137 37V36H136ZM210 37V38H211ZM219 37V36H218ZM217 37V38H218ZM100 38V37H99ZM54 39V40H55ZM86 39V38H85ZM96 38H94V40H95ZM145 39V38H144ZM221 39V38H220ZM13 40H16V43H15V41H13ZM35 40V39H34ZM90 40V39H89ZM147 40V39H146ZM222 40V39H221ZM36 41V40H35ZM52 41V40H51ZM87 42H88V40H86ZM137 41V40H136ZM140 41H142V40H140ZM170 41H171V43H170ZM190 41H191V39H190ZM59 42V41H58ZM73 42V43H72ZM92 42V41H91ZM193 42V41H192ZM214 42H217V41H213L212 42V45H211V47H213V43ZM223 42H221L222 44H223ZM41 43H43V41L41 42ZM52 43V42H51ZM93 43H95V42H93ZM160 43V42H159ZM160 43V44H161ZM178 43H180V44H178ZM182 43V44H181ZM188 43V41L186 42V44ZM194 43H197V42H193L192 43V45H194ZM199 43V42H198ZM220 43V44H221ZM227 43V44H226ZM230 43V44H229ZM156 44H158V43H156ZM163 44V43H162ZM190 45H191V42L189 43ZM200 44V43H199ZM209 44V43H208ZM89 45H90V43H89ZM94 45V44H93ZM164 45V44H163ZM190 45H187V46H190ZM191 45V46H192ZM198 45V44H197ZM210 45V44H209ZM14 46V47H13ZM16 46H18V45H16ZM26 46V45H25ZM32 46V47H31ZM91 46V45H90ZM160 46V45H159ZM159 46H158V48H159ZM176 46V47H175ZM187 46H186V48H187ZM191 46H190V48H191ZM214 46H215V43H214ZM224 46V45H223ZM223 46H219L220 48L222 47V49H223ZM161 47H164V46H161ZM198 47H200V45L198 46ZM216 47H218L217 45H216ZM17 47H16V49H18ZM171 49H166V50H164L165 48H163L162 50L161 49H159V50H161V51H164V53H162L161 52V54H162V56H161V58H162V60L160 59V57H158V53L159 52H157V57L161 60V62H163V61H167L168 62V60L169 61H171V58L173 57V50L174 49H172V46L170 47ZM181 48H184L183 46L181 47ZM194 48H196V47H194ZM203 48V47H202ZM226 48H224V49H226ZM187 49H189V48H187ZM192 49V48H191ZM199 48H196V50H198ZM201 49V48H200ZM209 49H210V47H209ZM213 49V48H212ZM214 49H218V48H214ZM224 49H223V51H224ZM184 50H186V49H183V52L182 53H184ZM220 50V49H219ZM20 51H22V50H20ZM24 51H22V52H24ZM182 51V50H181ZM201 51V50H200ZM212 51V50H211ZM216 51H218V50H216ZM216 51H215V54H216ZM221 51V50H220ZM219 51V52H220ZM222 51V52H223ZM18 52H19V50H18ZM22 52H19V53H22ZM96 52H97V50H96ZM173 52V53H172ZM198 52V51H197ZM214 52V51H213ZM212 52V53H213ZM219 52H217V53H219ZM176 53H177V51H176ZM187 53H189L190 55H192V53L194 54L195 52H193L192 50H190V51H188ZM206 53V52H205ZM207 53H209V50H208V52ZM211 53V52H210ZM23 54H25V53H22L21 55H20V57L23 55ZM99 54V53H98ZM196 54V53H195ZM176 55V54H175ZM179 55H180V52H179ZM184 55V54H183ZM200 55V53L198 54L197 53V56H199ZM202 56H203V54H201ZM201 55H200V57L199 58H202L201 57ZM207 55V54H206ZM210 55V54H209ZM25 56V55H24ZM97 56H99V55H97ZM177 56H178V54H177ZM186 56V55H185ZM193 56V55H192ZM205 56V55H204ZM203 56V57H204ZM101 57V56H100ZM99 57V58H100ZM176 58V57H175ZM179 58H181V55L180 56H178V59ZM183 58V57H182ZM193 58V57H192ZM260 58H262V60L260 59ZM174 59V58H173ZM177 59V60H178ZM20 60V61H19ZM99 60V59H98ZM101 60H102V58H101ZM158 60V59H157ZM156 60V66H159V65H157V63H158V61ZM176 60V59H175ZM174 60V62H176ZM188 60V59H187ZM187 60H185V61H187ZM191 60V59H190ZM193 60V59H192ZM192 60L190 61V62H192ZM16 61H17V63H16ZM19 61V62H18ZM184 61V59H182V61H180V64H182L181 62H183ZM194 61H196V59L194 60ZM1 62H4V61H1ZM99 62H100V60H99ZM102 62V61H101ZM101 62L100 63H98L97 65V68H95V72L97 73V72H99L98 70V68L99 67H101L99 64H101ZM160 62V61H159ZM164 62V63H165ZM178 62V61H177ZM189 62V63H190ZM212 64L215 62H212V61H210ZM170 63V62H169ZM179 63V62H178ZM187 62H185V64H186ZM193 64H194V62H192ZM197 63V62H196ZM201 63V62H200ZM217 63H214V65L215 64H217ZM175 64H177V63H175ZM207 64V63H206ZM206 64H205V66H206ZM209 64V63H208ZM208 64H207V66H208ZM217 64V65H218ZM102 65H103V62H102ZM165 65V64H164ZM166 65H167V63H166ZM171 65H172V61H171ZM170 65V68H172V66L174 67V63H173V65L171 66ZM191 65V64H190ZM189 65V66H190ZM218 65V66H219ZM161 66H162V64H161ZM160 66V67H161ZM168 66V65H167ZM178 66V65H177ZM186 66H188V65H186ZM192 67V69H194V66L195 65H191ZM206 66V67H207ZM213 66V65H212ZM104 67V66H103ZM205 67V68H206ZM211 67V66H210ZM213 67H215V66H213ZM18 68H16V70H14V69H12V70H14V72H16V71H19L20 70V68L18 69ZM87 68V69H88ZM163 68H165L164 66H163ZM163 68H162V70H163ZM175 68V67H174ZM174 68H172V70H173V72L175 73V71H174ZM178 69H177V71L179 70V68H180V66L179 67H177ZM181 68H182V66H181ZM185 68V67H184ZM189 68V67H188ZM216 68V67H215ZM220 68H219V70H220ZM98 69V70H97ZM186 69V68H185ZM191 69V70H192ZM196 69V68H195ZM12 70H11V72H12ZM92 69H90V71H91ZM101 70V69H100ZM158 70L159 69H157V72H158ZM165 70V69H164ZM176 70V69H175ZM182 70H183V68H182ZM43 71L41 72L42 74H43ZM86 71V70H85ZM89 71V70H88ZM87 71V72H88ZM102 71V70H101ZM100 71V72H101ZM161 71V70H160ZM167 71V70H166ZM168 71H169V69H168ZM176 71V72H177ZM216 71H218V70H216ZM14 72H12V73H14ZM73 72H70V73H73ZM82 72V71H81ZM81 72H79V73H81ZM84 72V71H83ZM95 72H93V74H95ZM156 72V75L157 74H159V73H157ZM163 72H165V71H163ZM178 72H180V74H181V70H179ZM192 72H193V70H192ZM197 73H198V71H196ZM220 71H218V73H219ZM9 73V72H8ZM18 73V72H17ZM17 73H14L15 75H19V74H17ZM19 73H20V71H19ZM33 73V72H32ZM36 73V72H35ZM40 73V74H41ZM56 73V72H55ZM65 74H67L66 75V77L68 76V73H66V72H64ZM64 73H62V75L64 74ZM77 73V72H76ZM85 73V72H84ZM89 73H91V72H89ZM166 73H168V72H166ZM172 73V72H171ZM174 73H172V74H174ZM195 73V72H194ZM194 73H192V74H194ZM205 73V72H204ZM216 73V72H215ZM215 73H214V71H213V74H214V76H215ZM217 73V74H218ZM220 73V74H221ZM14 74H12L13 76H14ZM22 74V73H21ZM39 73H36V74H34L35 76H38V78L41 76H43V75H38ZM47 74V73H46ZM45 74V75H46ZM51 74H52V72H51ZM53 74H54V72H53ZM86 74H88V73H86ZM85 74V75H86ZM164 74V73H163ZM172 74H171V76H172ZM178 74V73H177ZM175 75L174 74V76L172 77V79H174V80H176V79H179V80H181L180 82H178V84H182L181 82L183 81V79L181 78L180 79V75H179V78H176L178 75ZM206 74V73H205ZM205 74H203V75H205ZM216 74V75H217ZM219 74V75H220ZM28 75V74H27ZM33 75V77H35ZM44 75V76H45ZM48 75V74H47ZM72 75V74H71ZM78 75H82L83 76V74H77L76 76H78ZM88 75H91V74H88ZM98 75V74H97ZM155 75V76H156ZM160 75V74H159ZM168 75V74H167ZM170 75V74H169ZM182 75V74H181ZM196 75H198V74H196ZM196 75H194V76H196ZM200 75H201V72H200ZM211 75V74H210ZM9 77H11V75H8ZM7 76V77H8ZM26 76V75H25ZM24 76V77H25ZM32 76V75H31ZM58 76H60V75H58ZM75 76V75H74ZM96 76V75H95ZM154 75H153V79H154V77H155ZM161 76V75H160ZM171 76H167V78H165L164 79V77H166V76H163V80L162 81H158L157 82V85H158V83H159V86H163L162 88H164V87H172V89L174 88L173 86H175V84H176V81H174V80H172L171 79ZM193 76V77H194ZM218 76V75H217ZM225 76V75H224ZM8 77V78H9ZM19 77H21V75L19 76ZM19 77H18V79H19ZM23 77V76H22ZM33 77L31 78L32 80H31V82H29L27 85L26 84H24V85H26V90L24 91H21V93H20V91H19V93H15V89H12V91H14V92H10V93H7L8 92V90L7 89H9L8 87H7V89H6V81H4V79L3 80H0V82H2V81H4V82H2L3 84L5 83L6 85H5V89L7 90H5V89H3L2 87H1V83H0V122H1V124L3 123L2 121H5V119L7 118H9V117H14L12 120V122H14L15 123V125H20V124H22V123H24L25 122V117H27V115H26V113H28V114H31V116H33V117H30V118H33V120H34V117H37V120L35 119L34 121H37V123L39 122L38 121V118L39 119H42V118H44V120H45V118H46V120L50 117V122H52L51 120V118H52V115H54L55 116V118H61L60 119V121H62V122H58L57 123V121H58V119H57V121L55 120V122H56V124L54 123V125L56 126V127H59V124H61V125H66V126H68L67 128L69 129V128H71L72 129V132H70V133H73V132H75V133H77V134H81L82 136L83 135H86V137L87 136H89L90 138H91V135L92 134H90V132H91V130H90V132H88L89 134L87 135L86 133H87V131H88V129H93V126L90 124V123H92L91 121H93L94 119H96V118H94L95 116H93L92 117V120H90V117H91V113L92 114H94V113H96V112H94L92 109H93V107L90 105V103L88 104V102H87V98H88V89L87 90H85V91H81V96H83V97H81V99L80 100H78V98H79V96L77 97V99H76V101H74L72 104H71V106H67V103L65 104V102L67 101H65V99H64V104H63V106L62 105H60V103H59V101L61 100H58V101H56V99H54L55 98V96H54V94L52 95V92H53V89L51 90L50 89V83H48V84H46V85H48L49 87H47V86H45V85H42V84H39L38 82H36V83H34L33 82ZM40 77V78H41ZM65 77V76H64ZM81 77V76H80ZM94 77V76H93ZM93 77H91V80H92V78ZM176 79H175V78ZM196 77H198V76H196ZM200 77L201 76H199V80L201 81V79H200ZM226 77H228L227 75H226ZM15 78V80H16V76L15 77H13V79ZM26 78V80H24ZM24 79H22V78H20V81H21V79L22 80H24L25 82H27L28 80H30V78L29 77H25ZM28 78V79H27ZM37 77L35 78V79H38ZM40 78H39V80H40ZM69 78H71V76L69 77ZM87 78V77H86ZM85 78V79H86ZM157 78V77H156ZM162 78V77H161ZM208 77H206V78H204V80L205 79H207ZM218 78V77H217ZM220 78V77H219ZM257 78H258V75H257ZM261 78H258V80L259 79H261ZM12 79V78H11ZM42 79V78H41ZM89 79V78H88ZM193 79V78H192ZM211 78H209L208 80H210ZM221 79V78H220ZM230 79V78H229ZM15 80H10L11 82L12 81H14V82H16ZM38 80V81H39ZM65 80V79H64ZM75 79H73V81H74ZM76 80H77V78H76ZM80 80H82V81H84V79H83V77H82V79H80ZM90 80V79H89ZM89 80H87L88 81V83L86 82V81H84V82H86L87 84H89ZM90 80V82H92ZM97 80V79H96ZM178 80V81H179ZM194 80H195V78H194ZM193 80V81H194ZM198 79H196L195 81H197ZM198 80V81H199ZM203 79H202V81H204ZM218 80V79H217ZM217 80H215V82H214V84L217 82H219V80L217 81ZM222 80H223V78H222ZM237 80V81H238ZM257 80V81H258ZM7 81H9L8 79H7ZM20 81H18L19 83V85H22V84H20L21 82ZM35 81V80H34ZM37 81V80H36ZM45 81V80H44ZM44 81H42V83L44 82ZM47 81V80H46ZM72 81V82H73ZM98 81V80H97ZM111 81H113V80H111ZM114 81H115V79H114ZM120 81V80H119ZM118 81V84L120 83ZM197 81V82H198ZM207 81V80H206ZM230 81V80H229ZM228 81V82H229ZM232 81V82H231ZM231 81H230V83L232 84L233 83V85H235V81L233 82V80H232V78H231ZM252 81V80H251ZM261 81V80H260ZM10 82V83H11ZM93 82H94V80H93ZM121 82H122V80H121ZM124 82V81H123ZM155 82V81H154ZM210 82H213V81H210ZM221 82V81H220ZM225 82V81H224ZM224 82H222V83H224ZM9 83V82H8ZM9 83V84H10ZM13 83V82H12ZM17 83V82H16ZM41 83V82H40ZM45 83V82H44ZM74 83V82H73ZM79 83H81L80 81H79ZM96 83V82H95ZM125 83V82H124ZM123 83V84H124ZM156 83V82H155ZM205 83V82H204ZM216 83V84H217ZM239 83V82H238ZM249 83V82H248ZM264 83V82H263ZM263 83H261L262 85H263ZM18 84H16V86L14 85V86H10V85H12V84H10V85H8L9 87H17V85ZM75 84H77L76 82H75ZM93 84V83H92ZM91 84V85H92ZM116 84H117V82H116ZM117 84V85H118ZM122 84V83H121ZM120 84V85H121ZM127 84V83H126ZM178 84H176V85H178ZM184 84V83H183ZM182 84V85H183ZM210 84V83H209ZM213 84V83H212ZM215 84V85H216ZM250 84H252V83H249L248 85H250ZM254 84V83H253ZM255 84H257V82H255ZM259 84V83H258ZM54 85V84H53ZM78 85V84H77ZM90 85V84H89ZM117 85H116V87H117ZM152 85H154V83L152 84ZM227 84H225L224 86H226ZM239 84H237L236 86H238ZM260 85V84H259ZM262 85H260V86H262ZM71 86V85H70ZM75 86V85H74ZM80 86H81V84H80ZM93 86H95V84H93ZM93 86H90V88L91 87H93ZM97 86V85H96ZM96 86H95V89H98V87L99 86H97V88H96ZM110 86V85H109ZM123 86V85H122ZM124 86H125V84H124ZM128 86V85H127ZM126 86V87H127ZM155 86V85H154ZM159 86H157V87H159ZM221 86V85H220ZM223 86V85H222ZM221 86V87H222ZM223 86V87H224ZM260 86H258V87H260ZM24 87V86H23ZM76 87V86H75ZM102 87V86H101ZM130 87V86H129ZM133 87V86H132ZM131 87V88H132ZM157 87H155V91H156V88ZM180 87V86H179ZM177 88L176 90H178V89H180V88ZM222 87V88H223ZM228 87V86H227ZM239 87V86H238ZM237 87V88H238ZM247 88L249 87V86H246ZM251 87V86H250ZM254 87V86H253ZM263 87V86H262ZM54 88V87H53ZM83 88L84 89H86L84 86H83ZM118 88V87H117ZM128 88V87H127ZM127 88H125V89H127ZM127 89V91H131L132 89ZM162 88H160L159 87V89H161V91H162V93H163V90L164 89H162ZM176 88V87H175ZM182 88V87H181ZM225 88V87H224ZM243 88V87H242ZM247 88H245L246 90H247ZM18 89V88H17ZM22 89V88H21ZM55 89V88H54ZM57 89V88H56ZM77 89H79L78 88V86H77ZM76 89V90H77ZM80 89H82V86L80 87ZM83 89V90H84ZM92 89H94V87L92 88ZM101 89V88H100ZM121 88H119V90H120ZM124 89V88H123ZM123 89H121V90H123ZM158 89V88H157ZM188 89V88H187ZM208 89V88H207ZM214 89V88H213ZM216 89V88H215ZM218 90L220 89V87H218L217 88ZM227 89V88H226ZM229 89V88H228ZM233 89V88H232ZM244 89V88H243ZM250 90H252L251 88H249ZM248 89V90H249ZM253 89H255V88H253ZM72 90V89H71ZM108 89H106V87H105V90H103V91H107ZM204 90H206V88L205 89H202V92H204ZM212 90V89H211ZM210 90V91H211ZM220 90H222L223 91V89H220ZM235 90V89H234ZM233 90V91H234ZM237 90V89H236ZM262 90H264V89H262ZM262 90H259V91H262ZM10 91H11V88H10ZM17 91V90H16ZM68 91V90H67ZM74 91H75V89H74ZM80 91V90H79ZM87 91V92H86ZM90 91V90H89ZM96 91V90H95ZM99 91H101V90H99ZM112 91H114V90H112ZM111 91V92H112ZM124 91V90H123ZM122 91V92H123ZM133 92H132V94H134V92H135V88H134V90H132ZM137 91V90H136ZM170 91H172V90H170ZM221 91V92H222ZM224 91H225V89H224ZM230 91H232V90H230ZM239 91V90H238ZM238 91H234V92H238ZM242 92L244 91V90H241ZM256 91V90H255ZM18 92V91H17ZM23 92V93H22ZM56 92V91H55ZM98 91H96L95 93H97ZM102 92V91H101ZM104 92V93H105ZM121 92V93H122ZM125 92V91H124ZM165 92H166V90H165ZM173 92H175V90L173 91ZM172 92V93H173ZM207 92V91H206ZM205 92V93H206ZM233 92V93H234ZM256 92H258V91H256ZM264 91H262V92H260V93H263ZM59 92H58V90H57V95L59 96V94H58ZM69 93V92H68ZM90 93V92H89ZM95 93H93L92 95H97V94H95ZM103 93V94H104ZM109 93V92H108ZM107 93V94H108ZM114 93H116L115 91H114ZM130 93V92H129ZM138 92H136L135 93V95H129V96H126V97H123V95H122V98H117L118 100H116V106L118 107V109H123V110H126V109H129V108H135V110L137 109H140L141 110V108L143 107V106H145V107H147V106H149L150 105V101L151 100H148L149 101V103L148 102H146V100L145 99H148L149 97H150V99H151V96H149L148 94H147V96H148V98H147V96L144 98V100L142 99V97H141V95L138 93V95H140L139 97H138V95H136ZM156 93H157V91H156ZM171 93V92H170ZM171 93V94H172ZM175 93H177V92H175ZM209 93V92H208ZM207 93V94H208ZM217 93V92H216ZM223 94V96H225L226 97V93L225 92H222ZM238 93H240V91L238 92ZM245 93H246V91H245ZM250 93V92H249ZM248 92H247V94L248 95H250ZM55 94V95H56ZM64 94V93H63ZM98 94H99V92H98ZM102 93H101V95H103ZM107 94L106 95H104V96H107ZM116 94H118V93H116ZM146 93H144L143 95H145ZM211 94L212 95H214L213 94V91H211ZM210 94V96H212ZM232 94V93H231ZM242 94V93H241ZM243 94H244V92H243ZM57 95H56V97H57ZM109 95V94H108ZM115 95V94H114ZM118 95H120V94H118ZM126 95H128V94H126ZM160 95H161V92H160ZM159 95V96H160ZM167 96L168 95V97H170L171 96V99H172V97H173V95H169V93L167 94V93H165V94H163V97H164V101H165V99H166V97L165 96ZM189 95H191V94H189ZM201 95H203V94H201ZM204 95H206V94H204ZM219 95H221V94H219ZM218 95V96H219ZM236 95V94H235ZM239 95V94H238ZM237 95V96H238ZM246 95V94H245ZM252 95L254 96V94H253V92H252ZM251 95V96H252ZM258 95V94H257ZM64 96V95H63ZM67 97H68V94L66 95ZM71 96H73V98H74V96H75V98H76V95H75V92H74V95H71ZM70 96V97H71ZM90 96V95H89ZM98 96H100V94L98 95ZM116 96V95H115ZM176 94H174V98L176 99ZM188 97L187 95H184V97ZM216 96V95H215ZM215 96H214V98H215ZM227 96H228V94H227ZM234 96V95H233ZM261 96H264V93H263V95H261ZM54 97V98H53ZM61 97V96H60ZM66 97V98H67ZM121 97V96H120ZM162 96L161 97H159L160 98V100H161V98H163ZM202 97V96H201ZM208 97H209V95H208ZM213 97V96H212ZM217 97V96H216ZM239 97H241V96H239ZM257 96H255L254 98H256ZM59 98V97H58ZM62 98V97H61ZM69 98V97H68ZM75 98H74V100H75ZM83 98V99H82ZM93 98H95V97H93ZM110 98V97H109ZM179 98V97H178ZM204 98H205V96H204ZM214 98H212V99H214ZM223 98V97H222ZM221 98V99H222ZM235 98H236V96H235ZM242 98V97H241ZM241 98H239V100L241 99ZM251 98V97H250ZM249 98V99H250ZM71 99V98H70ZM89 99V98H88ZM90 99H91V96H90ZM98 99H99V97H98ZM102 99V98H101ZM153 99V98H152ZM174 99V100H175ZM185 99V98H184ZM186 99H188V98H186ZM202 99H203V97H202ZM206 99V98H205ZM210 99V98H209ZM208 99V100H209ZM218 99V98H217ZM216 99V100H217ZM227 99V98H226ZM232 99V98H231ZM231 99H229L230 101H232ZM248 99V100H249ZM257 100H258V97L256 98ZM260 99V98H259ZM84 100V101H83ZM94 100V102H96L97 100H95V99H93ZM100 100V99H99ZM106 100V98H104V100L102 99V101H105ZM167 100V99H166ZM177 100V99H176ZM176 100L173 102L175 105H176ZM215 100V99H214ZM222 100H224V98L222 99ZM238 100V99H237ZM236 100V101H237ZM244 100V99H243ZM246 100V99H245ZM108 100H106L105 102H107ZM109 101H112V99H109ZM113 101H115L114 100V97H113ZM155 101V100H154ZM161 101H163V100H161ZM167 101H169V100H167ZM171 101V100H170ZM173 101V100H172ZM171 101V102H172ZM178 101V100H177ZM185 101L186 100H184V103H185ZM219 101V100H218ZM218 101H217V104H218ZM221 101V100H220ZM242 101V100H241ZM251 101H252V99H250V101H249V103L246 101V103H248L249 105H251ZM259 101V100H258ZM263 101V100H262ZM262 101H260V102H262ZM63 102V100L61 101V103ZM68 102V101H67ZM93 102V103H94ZM157 102V101H156ZM170 102V103H171ZM179 102V101H178ZM181 102V101H180ZM187 102H188V100H187ZM209 103H210V100L208 101ZM212 102V101H211ZM215 102V101H214ZM227 102V101H226ZM239 102V101H238ZM245 102V101H244ZM69 103V102H68ZM81 103V104H80ZM92 103V102H91ZM98 103V102H97ZM113 103V102H112ZM112 103H110V105L112 104ZM153 103V102H152ZM158 103H161V102H158ZM165 103V102H164ZM190 103V102H189ZM189 103H187V104H189ZM192 103V102H191ZM224 103V102H223ZM222 103V104H223ZM258 103V102H257ZM256 103V101H255V103L252 101V104L254 105H256L257 104ZM262 103H264V101L262 102ZM103 104H105V103H103ZM107 104V103H106ZM105 104V105H106ZM108 104H109V102H108ZM107 104V105H108ZM147 104H149V105H147ZM154 104H155V102H154ZM173 104V105H174ZM211 104H213V103H211ZM221 104V103H220ZM220 104H218L217 105V107L219 106L220 107ZM225 104V103H224ZM226 104H228L229 105V103L227 102ZM230 104H232V103H230ZM65 105H66V107H65ZM70 105V104H69ZM105 105H104V107H105ZM109 105V106H110ZM113 105V104H112ZM111 105V106H112ZM115 105H114V108H113V106L111 107L112 109H114V110H116L115 109ZM147 105V106H146ZM153 105V104H152ZM177 105H181L180 103H178ZM208 105V104H207ZM241 105V104H240ZM245 104H243V102H242V105L240 106V107H245L244 106ZM249 105H247L246 107L248 108L249 107ZM254 105V106H255ZM258 105V104H257ZM96 106H97V104H96ZM100 106H103V105H101V103H100V105L98 106V107H100ZM109 106H108V108H109ZM168 106V105H167ZM215 106V105H214ZM222 106V105H221ZM227 106V105H226ZM231 106V105H230ZM234 106V105H233ZM258 106H260V104L258 105ZM257 106V107H258ZM2 107H3V109H2ZM95 107V106H94ZM98 107H96L97 108V110H99L98 109ZM144 107V108H145ZM170 107H173L172 105L170 106ZM175 107V106H174ZM176 107H179V106H176ZM218 107V108H219ZM240 107L238 106V108L240 109ZM256 107V106H255ZM263 107V109L262 110H264V105L262 106ZM107 108V107H106ZM107 108V109H108ZM110 108V110H112ZM143 108V109H144ZM150 108V107H149ZM154 108V107H153ZM153 108H152V110H153ZM157 108H160V110H161V107H157ZM194 108V110H195V106L193 107ZM197 108V107H196ZM232 108H234V107H232ZM254 107L252 106V109H253ZM260 107H258V109H259ZM141 110V112L142 111H144V110H146V109H144V110ZM154 109H156V108H154ZM164 109H166V107L164 108ZM163 109V112L165 111ZM174 108H172V110H173ZM181 109V108H180ZM189 109V108H188ZM207 110H208V108H206ZM221 108H219V110H220ZM222 109L224 110V107H222ZM230 109H231V107H230ZM94 110H96V109H94ZM110 110L108 109V111L110 112ZM113 110V111H114ZM134 110V111H135ZM150 110V109H149ZM151 110V111H152ZM185 110V112H187V110L186 109H182V111H184ZM190 110H192L191 109V107H190V109H189V111ZM201 110H202V106H201V108H200V112H199V110H198V114L200 113V116H201ZM203 110H205L204 109V105H203ZM206 110V111H207ZM218 110V109H217ZM216 109H215V111H217ZM226 110V109H225ZM242 110V109H241ZM262 110H260V111H262ZM6 111V112H5ZM101 111V110H100ZM106 112H107V110H105ZM113 111H111V114H112V112ZM117 111H120V110H117ZM116 111V112H117ZM133 111V112H134ZM158 111V110H157ZM171 111V110H170ZM170 111H169V113H170ZM174 111H175V109H174ZM179 111V110H178ZM181 111V110H180ZM180 111L178 112V114L176 113V111L174 112V115H175V113H176V115H179V113H180ZM209 111V110H208ZM215 111H213L212 113H214ZM233 111V110H232ZM236 111V110H235ZM258 110H255V113L257 112ZM94 112V113H93ZM103 112V111H102ZM108 112V113H109ZM115 112V111H114ZM113 112V114H116V117H117V115H119V117H120V113L119 112H117V113H119V114H117V113H114ZM121 112V111H120ZM145 112L147 113L148 111H144V113H142V115H141V113H140V115L141 116H143V114H145ZM159 112V111H158ZM158 112H156V114L158 113ZM173 112V111H172ZM191 112V111H190ZM193 112V111H192ZM204 112V111H203ZM220 112V111H219ZM222 112H224V111H221V113ZM229 112H230V110L228 111V112H226V113H228L229 114ZM241 112V111H240ZM246 111H244V112H242L243 114L245 113ZM264 112V111H263ZM8 113V114H7ZM121 113H125V111L123 112H121ZM132 113V112H131ZM131 113H129V114H131ZM150 113H152V112H150ZM149 112H148V114H150ZM160 113V112H159ZM169 113H167L168 115H169ZM182 113H184V112H182ZM194 113V112H193ZM205 113H207V112H205ZM205 113H203V114H205ZM216 113H218V112H216ZM215 113V114H216ZM220 113V114H221ZM225 113V112H224ZM225 113V114H226ZM260 113V112H259ZM7 114V115H6ZM10 114V115H9ZM99 114V113H98ZM97 114V115H98ZM102 114V113H101ZM112 114V115H113ZM128 114V115H129ZM137 114V113H136ZM152 114H155V113H152ZM162 114V113H161ZM160 114V115H161ZM165 114V113H164ZM172 115H173V113H171ZM197 114V115H198ZM210 114H211V111H210ZM215 114L214 115H212V117L213 116H215ZM219 114V113H218ZM233 114V113H232ZM242 114V115H243ZM248 114H250L249 112H248ZM248 114H247V112H246V115H247V117H249L248 116ZM261 114H262V112H261ZM102 115H105V113L104 114H102ZM108 115V114H107ZM106 115V116H107ZM110 115V114H109ZM108 115V116H109ZM146 115V114H145ZM158 116H159V114H157ZM171 115V116H172ZM173 115V116H174ZM175 115V116H176ZM183 115V114H182ZM188 115V114H187ZM222 115H223V113H222ZM221 115V116H222ZM231 115V114H230ZM252 115H254V113L252 114ZM132 117H133V115H131ZM135 116V115H134ZM184 117L186 116V114L184 113V115H183ZM191 117H192V115H190ZM200 116H198L200 119H202ZM205 116H208V114L207 115H204V116H202V117H204V118H206ZM210 116V115H209ZM224 116V115H223ZM222 116V118L224 119V118H226V117H229V115L228 116H226V117H223ZM232 116V115H231ZM236 116V115H235ZM48 117V118H47ZM97 117V116H96ZM99 117V119L97 118V120L96 121H101L102 119L100 118V116H98ZM102 117V116H101ZM137 117H139V115L137 116ZM137 117H134L135 119L137 118ZM161 117H167V115L166 116H162L161 115ZM169 117V116H168ZM178 117V116H177ZM189 117V116H188ZM187 117V118H188ZM234 117V116H233ZM233 117L232 118H230V120L231 119H233ZM246 117V116H245ZM252 117V116H251ZM257 117L258 118H261L260 119V122H261V124H262V126L264 127V116L263 117H259L258 115H257ZM256 117V118H257ZM22 118H24V119H22ZM94 118V119H93ZM104 118H105V116H104ZM125 118H128V117H124V119ZM134 118H133V121H134ZM156 118V117H155ZM187 118H183V119H187ZM203 118V119H204ZM228 118V119H229ZM253 118V117H252ZM22 119V120H21ZM27 119H28V117H27ZM101 119V120H100ZM110 119V118H109ZM108 119V121H110ZM116 119H120V118H116ZM130 119H132L131 117H130ZM138 119V118H137ZM168 120H169V118H167ZM170 119H171V117H170ZM172 119H173V117H172ZM175 120L177 119V118H174ZM181 120L182 118H180V116H179V118H178V120ZM183 119H182V122H184L183 121ZM193 119V118H192ZM197 119V118H196ZM214 119V118H213ZM213 119H206L207 120V123L209 122V120L212 122V123H215V124H217L218 125V128L217 129H219V131H221V132H226V131H228V130H226V129H228V128H224L223 126H226V125H228V124H226V125H222V124H218V122H215ZM219 119H220V116H219ZM228 119H226L227 121H228ZM255 119V118H254ZM9 120V119H8ZM30 120V119H29ZM104 120V119H103ZM102 120V121H103ZM127 120H129V118L127 119ZM139 120H142V119H140V117H139ZM166 120V119H165ZM206 120H204V121H202L201 120V122H205ZM233 120H235V119H233ZM232 120V121H233ZM247 120V119H246ZM256 120H258V119H256ZM24 121V122H23ZM96 121L94 122V126H96V129H100L104 124H102V126L100 125V126H98V128H97V125H95V123H96ZM101 121V122H102ZM119 121H121V120H119ZM123 121V120H122ZM130 121V120H129ZM147 121V120H146ZM145 121V119H144V121L143 122H146ZM158 120H156V122H157ZM171 121V120H170ZM187 121H190V120H187ZM198 121H199V119H198ZM219 121V120H218ZM222 121V120H221ZM224 121L225 120H223V124H224ZM232 121L230 122V124H232ZM251 122H253V120H250ZM11 122V123H12ZM27 122V121H26ZM25 122V123H26ZM29 122H32V120H30V121H28V123ZM40 122H41V120H40ZM104 122H105V120H104ZM117 122H118V120H117ZM142 122V121H141ZM150 122V121H149ZM154 122V121H153ZM155 122V123H156ZM173 122H174V120H173ZM192 122L194 123L195 122V120L193 121L192 120ZM237 122V121H236ZM255 123H257L256 121H254ZM259 122V123H260ZM7 123V121H5V124ZM11 123H9L8 122V124L9 125H11ZM14 123H13V125H14ZM33 123V122H32ZM48 123H49V121H48ZM107 123H110V122H106V124ZM119 123V122H118ZM130 123V122H129ZM152 123V122H151ZM159 124H161V123H163V122H158ZM157 123V124H158ZM177 123V122H176ZM181 123V122H180ZM193 123H191V124H193ZM227 123V122H226ZM235 123V122H234ZM233 123V124H234ZM8 124H6V126H8ZM27 124V123H26ZM25 124V125H26ZM33 124H36L35 122L33 123ZM33 124H32V126H33ZM43 124V121L41 122V124L40 125H42ZM44 124H47V122L46 123H44ZM110 124H112V123H110ZM131 124H133V123H131ZM139 124H140V121H139V123H138V126H139ZM143 124H145V123H143ZM153 124V123H152ZM156 124V125H157ZM165 124V123H164ZM166 124H168V128L170 129V126H172L171 124H169V123H166ZM184 124V123H183ZM182 124V125H183ZM185 124H186V121H185ZM199 124H200V122H199ZM197 125V128H198V126H201V125ZM215 124H214V126L213 127H215ZM232 124V125H233ZM236 124V123H235ZM14 125V126H15ZM17 125V126H18ZM39 125V124H38ZM37 125V126H38ZM49 125V124H48ZM53 125V124H52ZM53 125V126H54ZM60 125V126H61ZM90 125L92 126L91 128H89L90 127ZM122 125H124V124H122ZM121 125V126H122ZM148 125H150L149 127H152V125L151 124H148ZM156 125H155V127H154V125H153V129L154 128H156ZM162 126H163V124H161ZM161 125H157V128H156V130L158 129V128H160L161 127ZM182 125H179V126H182ZM194 125V124H193ZM193 125L191 126H187V124H186V126L187 127H193ZM202 125L204 126L205 125V123H202ZM253 125V124H252ZM12 126V125H11ZM28 126H30V125H28ZM35 126V125H34ZM46 126V125H45ZM44 126V127H45ZM64 126H61L62 128L64 127ZM113 126V125H112ZM130 126V125H129ZM132 126V125H131ZM146 126V125H145ZM145 126H144V128H142L141 126V128H142V130H146V128H148V126L145 128ZM179 126H177V127H179ZM195 126V125H194ZM207 126V125H206ZM208 126H209V124H208ZM212 126V125H211ZM211 126H209V127H211ZM234 126V125H233ZM245 126H247V125H245ZM1 127V126H0ZM2 127H3V125H2ZM8 127H10V126H8ZM13 127V126H12ZM26 126H18V128H13V129H8V130H10V132L13 130H15V137L16 138H13L12 137V141H15L16 139V142L18 143V142H21L22 143V145H26V144H30V142H32V143H35L36 144V140H37V143L38 142H40V141H38L39 140V138L41 137L40 136V129L42 130V126L41 127H39L40 129H38V127H34L36 130H38L39 131V133H38V131L37 132H35V130L33 129V127H32V129H30V127H26ZM46 127H48V126H46ZM106 127H108V124L106 125ZM115 127H118V125L117 126H115ZM136 127H137V124H136ZM139 127V128H140ZM172 127H174V126H172ZM172 127H171V129H172ZM182 127H184L185 128V132H183V131H180V130H177L178 132H183V133H186V131H188V130H186V127H185V125L184 126H182ZM196 127V126H195ZM205 127V126H204ZM212 127V128H213ZM229 127H231V126H229ZM238 127H239V124H238ZM249 127V126H248ZM257 127V126H256ZM255 127V128H256ZM262 127V128H263ZM4 128V127H3ZM51 128V127H50ZM50 128H47V129H50ZM60 128V127H59ZM95 128V127H94ZM103 128H104V126H103ZM140 128V129H141ZM162 128H166V130H168V128H167V125L165 126V127H162ZM175 128V127H174ZM173 128V129H174ZM194 128V127H193ZM193 128H190L191 130L193 129ZM201 128V127H200ZM206 129H207V131L210 129H208L207 127H205ZM234 128V127H233ZM259 128H260V126H259ZM56 129V128H55ZM55 129H54V131H55ZM131 129H135V128H131L130 127V130ZM140 129H135L136 131H140ZM153 129L151 128V130L153 131ZM196 129V128H195ZM202 129V128H201ZM214 129V128H213ZM217 129H214V130H212L213 132L212 133H215L214 131H217ZM56 130H59V129H56ZM63 131H64V128L62 129ZM65 130H66V128H65ZM116 130H118V129H116ZM122 130H123V127H122ZM135 130H134V134L135 133H137V132H135ZM144 130V131H145ZM155 130V129H154ZM159 130V129H158ZM161 130V129H160ZM159 130V131H160ZM199 130V129H198ZM224 130V131H223ZM231 130V129H230ZM233 130H234V132L236 131V130H238V128L236 129V128H234V129H232V131L231 132H233ZM245 130V129H244ZM250 130V129H249ZM12 131V132H13ZM43 131V130H42ZM50 131H52V129L50 130ZM50 131L48 130L47 132L48 133H41V135H44V134H49V136L51 135L50 134ZM70 131V130H69ZM92 131H95V129L94 130H92ZM104 131H105V128H104ZM109 131L110 130H108V133L107 134H109ZM113 131H114V128H113ZM133 131V130H132ZM144 131L143 132H141V133H144ZM161 131H164V129L163 130H161ZM174 132H175V130H173ZM172 131V132H173ZM204 131H206V130H204ZM210 131V130H209ZM209 131H208V133L207 132H203V131H201V130H199V131H197V133L195 134L194 133V137L197 139V141L198 142H204L205 143V141L204 140H206V139H209L210 137H215V135H210L209 134ZM253 131V130H252ZM12 132H11V134H12ZM53 132V131H52ZM66 132H68V131H66ZM97 132H100V130L99 131H95L94 132V135H96L95 133H97ZM103 132V131H102ZM118 132H122L121 131V128H120V131H118ZM154 132V131H153ZM177 132V133H178ZM218 132V131H217ZM233 132V133H234ZM238 132V131H237ZM74 133V135H76ZM104 134H105V132H103ZM103 133H101V135H102V137L104 138L105 136H103ZM115 133V131L113 132V134H112V136H110V137H113V135L115 136L116 134H118L117 133V131H116V134H114ZM126 133V132H125ZM124 133V134H125ZM130 133V132H129ZM146 133V132H145ZM156 133V132H155ZM159 133V132H158ZM162 133V132H161ZM160 133V134H161ZM176 133V132H175ZM188 133L190 134V132L188 131ZM185 134V135H188L189 136V134ZM191 133H192V131H191ZM223 133H222V135H223ZM256 133H257V135H256ZM255 133V135L257 136V139H255L254 140V138L252 137V136H250L251 135V133H249V138L251 139V137H252V141L254 140V141H256V142H254L250 147H249V150L248 151H250L249 153H252L253 155H260V154H262V153H264V129L263 130H257V132ZM54 134V133H53ZM122 134V133H121ZM121 134H119V136L121 135ZM126 134H128V133H126ZM132 134V136L134 135L133 133H131ZM131 134H129L130 136H131ZM165 134V133H164ZM170 134V132L168 133V134H166L165 135V138L167 137V135H168V137L170 136L169 135ZM174 134V133H173ZM173 134L171 133V136L170 137H172L173 136ZM217 134H220L219 136H221V133L220 132H218ZM224 134H226V133H224ZM231 135H232V133H230ZM247 134V133H246ZM71 135V134H70ZM99 135V134H98ZM100 135V136H101ZM136 136H135V138L137 137V135L139 136L140 134H135ZM142 135H144V134H142ZM151 137L153 136L152 135V132H151ZM162 135V134H161ZM160 135V136H161ZM179 135H181L180 133H179ZM184 135V136H185ZM193 135V134H192ZM235 135V134H234ZM237 135H239V134H237ZM242 135H244V134H242ZM53 136V135H52ZM66 136V135H65ZM77 136V135H76ZM93 136V135H92ZM99 136V137H100ZM117 136V135H116ZM132 136H131V138L130 139H132L133 140V138H132ZM147 136H149V135H147L146 134V139H147ZM154 136H155V134H154ZM153 136V137H154ZM163 136V135H162ZM175 136V135H174ZM183 136V135H182ZM191 136V135H190ZM224 136V135H223ZM226 136V135H225ZM233 136V135H232ZM11 137V136H10ZM44 137V136H43ZM57 137V136H56ZM61 137V136H60ZM68 137H69V135H68ZM67 136H66V138H68ZM72 137V136H71ZM84 137V136H83ZM82 137V138H83ZM88 137V138H89ZM109 137V136H108ZM124 135L122 136V141L124 142V140L125 141H127V137H128V135H127V137H125V139H124ZM142 137V136H141ZM144 137H145V135H144ZM169 137V138H170ZM177 138H179V136H176ZM222 137V136H221ZM229 137H231V136H229ZM240 137V136H239ZM243 137V136H242ZM246 138V137H244V138H246V139H248L249 140V138ZM42 138V137H41ZM51 138V137H50ZM53 138V137H52ZM70 138V137H69ZM82 138H80V139H82ZM93 138V137H92ZM103 138H99L100 140L101 139H103ZM106 139V142H105V140L103 141L102 140V142H104V144H108V143H110V140L107 138V136L105 137ZM120 138V137H119ZM119 138H117V139H119ZM139 138V137H138ZM135 139V140H133V142L130 140V139H128V141L131 143V144H123V143H120V141H117L116 143H119V146H120V144L122 145H125L126 146V148H128V147H130V145H132V147H130L131 149H132V151H131V149L129 150V151H125L126 153H127V155H129L130 156V154H133V156H135V155H137V154H140V155H138V156H140L139 157V159L137 158V157H135V158H137L138 160H137V162H136V160L134 159V161L135 162H133V164L135 163V164H137V163H139V161H141V159H142V161H143V163H139V164H137V165H135V167H132L133 165H131V169H129V170H131L132 171V168H135L134 170H137V172H136V175H134V176H137V173L139 172V174H141V177H142V180L143 181H146V183H144L145 185L147 184V181L148 182H153L154 183V185L155 186H143L144 184H142V186L141 187H139V189L136 187V190H137V192L135 191V190H133L132 192L134 193V192H136V194L134 195V197L133 196H131V195H129V196H131V197H133V198H130V197H127V199L129 200V198L130 199H133V202H134V200H135V198L136 199H139V200H141L142 198H144V197H146V198H150V200H152L153 201V204H154V208L152 207V211H153V209L155 210V212H158L157 214H159V211H163V210H160L161 208L162 209H164L165 211L167 210H170V212L171 211H174L175 212V214L177 213V212H179V213H181L180 212V210H183V214H184V210L187 212V213H189V212H191V210L189 211V210H187V208H189V206H190V208H192V204L196 201L197 202V200L199 201V199L200 200H204L205 201V199H208V200H206V201H208L207 203H212L209 199L211 198L212 199V197H214V193H217L218 191H224V192H226V194L228 195V194H230L231 192H232V190H231V192L229 193H227V191L228 190H230L231 188H230V185H232V184H230L229 182H231L230 180H232L231 178L229 179L228 178V176L226 175L227 173L229 174V175H231V177L232 176H236V175H239V173L237 174L236 173V171H235V169H234V165L231 163H229V162H233L234 160H236L234 157L236 156V154L235 153H237V152H231V148H232V144H231V142L229 141V140H226V143H228V145L227 146H225V147H222V148H220V149H218L219 147L217 146V152L216 153H214V154H218V151L219 152H222L223 154L222 155H224V160L226 161V162H228L229 160V165H224V167H223V163H222V168H221V170H222V174L221 175H218V174H216L214 171H213V169H210V166H211V164L209 163V161H208V159L210 158V157H208V155H207V153H209L211 150V148L213 147H209L208 145V148H210V149H208V152L207 153H205L204 154V148L203 147H205L206 145H204L201 149V151H203V155L201 156V155H198V154H200V153H198L197 154V151L196 150H199L198 149V147L199 146H201V144L198 146V143L197 144H193V145H190V150L188 151V152H195L196 154V156L198 155V156H201V157H198V158H196L197 159V161H195L196 163L195 164H193V166L192 167H190L189 166V163H190V161H188V159H190V158H188L189 157V155L191 154H189V155H185L186 157L183 159V158H179L177 161L178 162H176V163H179L180 165H182L181 167L179 166V164H178V166L176 165V163H174V161L173 162H171V161H169V163H174L175 165H172V168L174 169V167L173 166H177V167H179V168H177V170L174 172V173H170V172H167V167L165 168V172H163L162 171V169H160V168H162V165L164 164V160H158L157 162H155L154 164L152 163V162H150L151 161V159L149 160V162L147 161V159L146 158H152L153 157V159H156V158H158V157H156V156H154L157 152H158V150H159V148L161 149L163 146H164V143H165V138H163V146L162 147H160V145H159V143H160V141H155L153 138H148L149 139V141H147L146 140V142H144V143H146L145 145H139V142H140V140L139 139ZM157 138H160V137H157ZM175 138V137H174ZM181 138H183V137H181ZM244 138H242V139H244ZM15 139V140H14ZM54 139H55V137H54ZM58 139H61V138H58ZM62 139H63V137H62ZM64 139H65V137H64ZM63 139V140H64ZM87 139V138H86ZM96 139H97V137H96ZM116 139V138H115ZM116 139V140H117ZM141 139V138H140ZM167 139V138H166ZM185 139V138H184ZM223 139H225L224 137H223ZM242 139H241V142H242ZM11 140V139H10ZM41 140V139H40ZM44 140V139H43ZM46 140V139H45ZM45 140L43 141L44 143H45ZM83 140V139H82ZM88 140V139H87ZM107 140L109 141V142H107ZM112 140V139H111ZM115 140V141H116ZM120 140H121V138H120ZM139 140V141H138ZM143 140V139H142ZM142 140H141V143H142ZM159 140H161V139H159ZM168 140V139H167ZM166 140V141H167ZM172 140H175V139H173V137H172ZM182 140V139H181ZM245 140V139H244ZM243 140V141H244ZM48 141H49V139H48ZM90 141H93V139H91ZM115 141H111V143L113 144ZM121 141V142H122ZM169 142L171 141V140H168ZM221 141V140H220ZM231 141H233V140H231ZM240 141V140H239ZM238 141V142H239ZM9 142H11V141H9ZM42 142V143H43ZM50 142V141H49ZM60 142V141H59ZM67 142V141H66ZM73 142V141H72ZM78 142V141H77ZM148 142V143H147ZM156 142H159V143H156ZM173 142V141H172ZM172 142H170V143H172ZM176 142H177V140H176ZM188 142V141H187ZM213 142V141H212ZM211 142V143H212ZM246 143L248 142V141H245ZM249 142H251V141H249ZM46 143L48 144V142L46 141ZM57 143H58V141H57ZM80 143V142H79ZM84 143L86 144L87 143V141L85 142L84 141ZM83 143V145H85ZM93 143H94V141H93ZM92 143V144H93ZM110 143V144H111ZM125 143V142H124ZM127 143V142H126ZM144 143H142V144H144ZM162 143V142H161ZM177 143H179V142H177ZM214 143H217V142H214ZM220 143V142H219ZM222 143V142H221ZM7 144V143H6ZM10 144V147H11V150L12 151H15V150H13V147H14V143H9ZM12 144H14L13 146H12ZM20 144V143H19ZM18 144V145H19ZM29 144H28V146H29ZM35 144H33V145H35ZM39 144V143H38ZM65 144V143H64ZM69 144H70V142H69ZM89 144H90V142H89ZM103 144V143H102ZM110 144H108V145H110ZM166 144V143H165ZM174 144H176V143H174ZM218 144V143H217ZM22 145H20V147L22 146ZM30 145H32V144H30ZM40 145V144H39ZM45 145V144H44ZM49 145V144H48ZM48 145H46V146H43V147H47V149H48V147L51 149V147L50 146H48ZM51 145V144H50ZM53 145V144H52ZM116 145V144H115ZM127 145H128V147H127ZM134 145L136 146V148L134 149ZM137 145H139V147L140 148H138L137 149ZM219 145V144H218ZM225 145V144H224ZM17 146V145H16ZM63 146V145H62ZM106 146V145H105ZM167 146V145H166ZM172 144L171 145H169V147L168 148H170V151H172L173 152V150H171L172 149V147L173 146H175V145H173L172 147ZM182 146V145H181ZM187 146H189V145H187ZM223 146V145H222ZM6 148H7V146H5ZM23 147H25V146H23ZM29 147H31V146H29ZM28 147V148H29ZM36 147H37V145H36ZM38 147H40V146H38ZM61 147V146H60ZM102 147H103V149H104V145H102ZM110 147V146H109ZM111 147H113V146H111ZM110 147V148H111ZM117 148H118V145L116 146ZM165 147V146H164ZM166 147V148H167ZM178 147V145H176V148ZM22 148V147H21ZM52 148H53V146H52ZM57 148V147H56ZM56 148H54V149H56ZM63 148H66V147H64L63 146ZM123 148V147H122ZM174 148V147H173ZM179 148V147H178ZM200 148V147H199ZM206 148V147H205ZM2 149H5V148H2ZM18 149H19V146H18ZM23 149V148H22ZM22 149H21V151H22ZM40 149V148H39ZM44 149V148H43ZM50 149H49V153H51L50 152ZM62 149V148H61ZM113 149H115L116 151H118L116 148H114L113 147ZM118 149H120V148H118ZM163 149H165V148H163ZM196 149V150H195ZM207 149V148H206ZM235 149V148H234ZM240 149V148H239ZM7 150V149H6ZM16 150H17V148H16ZM29 150V149H28ZM32 150H34V149H32ZM64 150V149H63ZM67 150V149H66ZM104 150H106V149H104ZM103 150V151H104ZM123 150V149H122ZM162 150V149H161ZM195 150V151H194ZM210 150V151H209ZM237 150V149H236ZM235 150V151H236ZM4 151V150H3ZM2 151V152H3ZM20 151V150H19ZM24 151V150H23ZM22 151V152H23ZM31 151V150H30ZM29 151V152H30ZM36 151V150H35ZM39 151V150H38ZM51 151H53V149L51 150ZM62 151V150H61ZM74 151V150H73ZM72 151V152H73ZM75 151H77V150H75ZM109 154H111L112 152L113 153H115L116 151H112L111 150V152L109 151V150H106ZM121 151V150H120ZM163 151V150H162ZM169 152V150H167L166 149V152ZM176 151H177V149H176ZM213 151H214V149H213ZM240 151H242V150H240ZM239 151V152H240ZM244 151V150H243ZM246 151V150H245ZM33 152V151H32ZM57 152L59 153V149L57 150ZM57 152H56V154H57ZM78 152V151H77ZM76 152V153H77ZM89 152V151H88ZM91 152V151H90ZM97 152H99V151H97ZM107 152H105L104 153V156L106 155V157H107V155H108V157H110V156H112V155H109V154H107ZM122 152H124V151H122ZM133 152V153H132ZM165 152V151H164ZM167 152V153H168ZM171 152V153H172ZM174 152H175V150H174ZM187 152V151H186ZM198 152H200V150L198 151ZM247 152V151H246ZM245 152V153H246ZM9 153V152H8ZM24 153V152H23ZM35 153V152H34ZM92 153V152H91ZM212 152L211 153H209V154H213ZM230 153H232V155L230 154ZM243 153V152H242ZM16 154H17V151H16ZM20 154V153H19ZM22 154V153H21ZM33 154V153H32ZM116 154V153H115ZM161 154H162V152H161ZM160 154V151H159V155H161ZM192 154H194V153H192ZM221 154V153H220ZM239 154V153H238ZM240 154H241V152H240ZM239 154V156L241 157V155ZM11 155V154H10ZM14 155V154H13ZM31 155V154H30ZM38 155V154H37ZM45 155V154H44ZM47 155V154H46ZM45 155V156H46ZM66 155V154H65ZM65 155H64V157H65ZM93 155V154H92ZM94 155H97L96 154V152H94ZM114 155V154H113ZM126 155V156H127ZM163 155H164V157L165 156H167L165 153H163ZM173 155H175V154H173ZM235 155V156H234ZM246 155V154H245ZM244 155V156H245ZM263 155V154H262ZM20 156V155H19ZM21 156H23V154L21 155ZM25 156V155H24ZM26 156H28L27 154H26ZM34 156V155H33ZM39 156V155H38ZM61 156V154L59 155V157ZM120 156H121V154H120ZM129 156H127L128 157V161H129V163H130V160L132 161L133 159H131V157H132V155H131V157H129ZM162 156V155H161ZM178 156V155H177ZM176 156V157H177ZM180 156V155H179ZM191 156V155H190ZM221 156V155H220ZM238 156V157H239ZM35 157V156H34ZM84 157V156H83ZM108 157H107V160H109V162H111V160H112V158H111V160L110 159H108ZM113 157V156H112ZM124 157V156H123ZM155 157V158H154ZM211 157H212V155H211ZM237 157V156H236ZM251 157V156H250ZM30 158H32V157H30ZM62 158H63V156H62ZM103 158V157H102ZM105 158V157H104ZM103 158V159H104ZM126 158V157H125ZM130 158V159H129ZM133 158V157H132ZM141 158V159H140ZM160 158V157H159ZM163 158V157H162ZM168 158V157H167ZM173 158H174V156H173ZM191 158H193V157H191ZM214 158V157H213ZM217 158H219V157H216V159ZM228 158V161L226 160ZM245 159H247L246 157H244ZM24 159V158H23ZM37 159V158H36ZM38 159H39V157H38ZM44 159V158H43ZM52 158H50V160H51ZM55 159H56V157H55ZM59 159V158H58ZM219 159H221V158H219ZM240 159V158H239ZM243 159V158H242ZM258 159V158H257ZM264 159V158H263ZM16 160V159H15ZM20 160V159H19ZM54 160V159H53ZM53 160H51V161H53ZM126 160V161H127ZM192 160V159H191ZM218 160V159H217ZM255 160V159H254ZM259 160V159H258ZM33 161V160H32ZM38 161V160H37ZM56 161V160H55ZM69 161V160H68ZM79 161V160H78ZM152 161H154V160H152ZM213 161V160H212ZM221 161H223V160H221ZM220 161V162H221ZM241 161V160H240ZM242 161H244V160H242ZM40 162H41V160H40ZM61 163L63 162V161H60ZM80 162V161H79ZM103 162V161H102ZM105 162V161H104ZM109 162H107V163H109ZM112 162H113V160H112ZM146 162H148V163H146ZM214 162H216L217 163V161L215 160ZM224 162V161H223ZM245 162H247V161H245ZM254 162V161H253ZM56 163V162H55ZM67 163V162H66ZM152 163V164H151ZM236 163V162H235ZM250 163V162H249ZM21 165L23 164L22 162L20 163ZM50 164H52L51 162H50ZM54 164V163H53ZM64 164V163H63ZM75 164H76V162H75ZM119 165H121L120 164V162L118 163ZM151 164V165H150ZM226 164V163H225ZM242 164V163H241ZM241 164H239V166L241 165ZM247 164V163H246ZM256 164V163H255ZM46 165V164H45ZM66 165V164H65ZM64 165V166H65ZM104 165H105V163H104ZM107 165V164H106ZM216 165V164H215ZM238 165V164H237ZM262 165H264V164H262ZM2 164H1V166H0V168H2ZM20 166V165H19ZM40 166H42V165H40ZM40 166H39V168H40ZM43 166H44V164H43ZM43 166H42V168H43ZM47 166H49V165H47ZM45 167V169L47 170V168H49L50 169V167ZM51 166V165H50ZM70 166H71V164H70ZM76 166V165H75ZM100 166V165H99ZM98 166V167H99ZM108 166H110V165H108ZM127 166L130 168V165H128L127 164ZM212 166H214V165H212ZM218 166V165H217ZM234 166V167H233ZM253 166H255V165H253ZM258 166V165H257ZM55 167V166H54ZM60 167V166H59ZM59 167L57 168V169H59ZM72 167H73V165H72ZM79 167H81V166H79ZM118 167V166H117ZM125 167H126V165H125ZM263 167V166H262ZM4 168V167H3ZM21 169V167H18V169ZM52 168V167H51ZM65 168V167H64ZM66 168H68L67 166H66ZM120 168V167H119ZM156 169V171H153V169ZM170 168H171V166H170ZM212 168V167H211ZM216 168V167H215ZM214 168V169H215ZM217 168H219V166L217 167ZM216 168V169H217ZM220 168H219V171H220ZM240 167H238L237 169H239ZM242 171H245V169L246 168H248L249 169V167L247 166V165H242ZM251 168V167H250ZM255 168H256V166H255ZM254 167H253V169H255ZM260 168H261V166H260ZM264 168V167H263ZM5 169V168H4ZM4 169H2L3 171H0V172H4ZM73 170H74V168H72ZM75 169H77V168H75ZM96 169V168H95ZM121 169V168H120ZM159 169L162 171V172H159ZM259 169V168H258ZM1 170V169H0ZM6 170H7V168H6ZM42 170H44V169H42ZM54 170H55V168H54ZM64 170H66V169H64ZM68 170V169H67ZM69 170H71V167H69ZM93 170V169H92ZM99 170V169H98ZM111 170V167H110V169H109V171ZM126 169L124 168V171H125ZM164 170V169H163ZM169 170V169H168ZM171 170V169H170ZM247 170V169H246ZM75 171V170H74ZM78 171V170H77ZM91 170H89V171H84V173L85 172H87V173H89ZM128 171V170H127ZM241 171V172H242ZM248 171V170H247ZM259 171V170H258ZM261 171H264L263 169H261ZM6 172V171H5ZM9 172V171H8ZM8 172H6V173H4L5 175L7 174L8 175ZM95 172H98V171H96L95 170ZM95 172L93 173V171H92V173L93 174H95ZM130 172V171H129ZM217 172H218V170H217ZM221 172V171H220ZM251 172H253V170L251 171ZM23 173V172H22ZM22 173L19 175L18 173H16V174H18L19 176H21L22 175ZM59 173V172H58ZM63 173V172H62ZM70 173V172H69ZM76 173V172H75ZM79 173H81V172H79ZM86 173V174H87ZM91 173V172H90ZM89 173V174H90ZM100 173V172H99ZM99 173H97V174H99ZM125 173H126V171H125ZM131 173V172H130ZM226 173V174H225ZM261 173V172H260ZM15 174V175H16ZM65 174V173H64ZM78 174V173H77ZM83 174V173H82ZM103 175H105L104 173H102ZM138 174V175H139ZM251 174V173H250ZM250 174H249V176H250ZM254 174V173H253ZM18 175H16V176H18ZM55 175V174H54ZM56 175L58 176V174L56 173ZM66 175V174H65ZM259 175H261V174H259ZM2 176V175H1ZM11 176H13V178L15 179L16 177H14V175H11ZM11 176H8V178H10L11 179ZM60 176H63V174L62 175H60ZM60 176H58V177H60ZM68 176V175H67ZM71 176V175H70ZM69 176V177H70ZM80 176V175H79ZM85 176V175H84ZM256 175H253V177H251L250 176V178H249V181L246 183L248 186H250L251 188H253V191L255 192L256 191V193H261L262 191H264V190H262L261 191V188L262 189H264L263 187V185L261 184H258V182H257V177L258 176H256ZM7 177V176H6ZM23 177L24 176H22L21 178V180L20 181H22V180H24L23 179ZM54 177V176H53ZM56 177V176H55ZM65 177V176H64ZM88 177V176H87ZM91 177V176H90ZM99 177V176H98ZM106 177H107V175H106ZM118 180H120V181H125V180H127V174H124V173H120V174H118V176H115ZM140 177V178H141ZM243 177H245V176H243ZM2 178V177H1ZM60 178H63V177H60ZM66 178V177H65ZM92 178H94V177H92ZM115 178V179H116ZM238 178V177H237ZM237 178H235L234 177V179H236V180H239V179H237ZM240 178V177H239ZM259 178H261V176L259 177ZM262 178H264V176H262ZM7 179V178H6ZM6 179H4V182L6 181ZM9 179V180H10ZM57 179H59V178H57ZM71 179H73V178H71ZM75 179V178H74ZM73 179V180H74ZM80 179V178H79ZM79 179H77V180H79ZM88 179V178H87ZM98 179V178H97ZM114 179V181H116ZM244 179V178H243ZM246 179H248V177H246L245 178V180ZM9 180H7L6 181V183L8 182V184L7 185H9V186H7L6 188H12L11 187V185H10V183H9ZM19 180V179H18ZM28 180V179H27ZM54 180V179H53ZM60 180V179H59ZM62 180V179H61ZM109 180V179H108ZM135 180V179H134ZM11 181H13V180H11ZM26 180H24V182H25ZM57 180H55V181H53V182H56ZM84 181H86V180H84ZM83 181V182H84ZM132 180H130L129 182H131ZM136 181V180H135ZM232 181H234V180H232ZM242 181V180H241ZM264 181V180H263ZM2 182V181H1ZM14 182H15V180H14ZM20 183L19 181H16L15 183H16V185L18 186V183ZM58 182V181H57ZM74 182V181H73ZM78 182V181H77ZM81 182V181H80ZM82 182V183H83ZM112 182H113V180H112ZM126 182V181H125ZM128 182V181H127ZM236 182V181H235ZM238 182V181H237ZM261 182V181H260ZM15 183H14V185H15ZM79 183V182H78ZM244 183V182H243ZM243 183H240L242 186V188L241 189H243L245 186H247V185H245L244 184V187H243ZM3 184V183H2ZM56 184V183H55ZM140 184V183H139ZM150 184V183H149ZM148 184V185H149ZM228 184H230V185H228ZM234 184V183H233ZM238 184V183H237ZM3 185H6V184H3ZM16 185L14 186V188L16 187ZM20 185V184H19ZM22 185V184H21ZM80 185V184H79ZM131 185H135L133 182H132V184ZM141 185V184H140ZM236 185V184H235ZM1 186V185H0ZM13 186V185H12ZM126 186H128V184L126 183ZM135 186H137V185H135ZM134 186V187H135ZM262 186V187H261ZM3 187V186H2ZM133 186H131V187H129L128 186V190H126V189H124V188H122V189H124V190H126V191H128V192H126V191H124V194H125V192L126 193H129V188H131V189H134V188H132ZM221 187V188H220ZM5 188V189H6ZM13 188V189H14ZM16 188H18V187H16ZM220 188V189H219ZM4 189V190H5ZM131 189H130V191H131ZM232 189H233V187H232ZM240 189V190H241ZM245 189H246V187L244 188V190H242V194H246L248 191H246L245 193H243V191H245ZM247 189H248V187H247ZM3 190V191H4ZM215 190H217V192H214ZM239 190V189H238ZM122 191V190H121ZM261 191V192H260ZM1 192V196L3 195L2 193V191H0ZM6 192H8L7 191V189H6ZM123 192V191H122ZM121 192V193H122ZM234 192V191H233ZM232 192V193H233ZM236 192V191H235ZM4 193H5V191H4ZM120 193V194H121ZM231 193V194H232ZM255 193V195L256 196H258L257 194ZM264 193V192H263ZM119 194V195H120ZM132 194V193H131ZM218 194H220V193H218ZM254 194V193H253ZM262 194V193H261ZM128 195V194H127ZM211 195H213L212 197H211ZM223 195V194H222ZM233 195L234 196H236L234 193H233ZM263 196H264V194H262ZM209 196V197H208ZM228 196H230L231 197V195H228ZM246 196V195H245ZM120 197H121V195H120ZM124 196H122V198H123ZM208 197V198H207ZM216 197V196H215ZM224 197H225V193H224ZM261 197V196H260ZM1 198V197H0ZM3 198V197H2ZM5 199H6V196L4 197ZM112 198V197H111ZM126 198V195H125V197L123 198V199H125ZM219 198H220V196H219ZM221 198H223V196L221 197ZM227 199L226 200H228V197H226ZM232 198V197H231ZM247 198H249V195L247 196ZM254 198V197H253ZM263 198V197H262ZM7 199H9V198H7ZM15 199V198H14ZM113 199V198H112ZM127 199H125L126 201H128ZM2 200V199H1ZM17 200V199H16ZM21 200H22V198H21ZM97 200H100L101 201V199H97ZM121 200V199H120ZM143 200V199H142ZM213 201H215V203H216V198H215V200H214V198L212 199ZM222 200V199H221ZM221 200H220V204H221V206H222V203H221ZM225 200V201H226ZM247 200V199H246ZM249 200V199H248ZM252 200V199H251ZM261 200V199H260ZM4 201H6V200H3V205H4ZM8 201V200H7ZM10 201V200H9ZM9 201L7 202V204L6 205H8V203H9ZM18 201H20V199L18 200ZM136 201V200H135ZM145 201V200H144ZM203 201V202H204ZM219 200H217V202H218ZM223 201V200H222ZM229 201V200H228ZM228 201H226V202H228ZM245 201V200H244ZM256 201V200H255ZM258 201V200H257ZM262 201V200H261ZM2 202V201H1ZM118 202V201H117ZM128 202H130V205H127V207L128 206H131V200H129ZM138 202V201H137ZM151 202V201H150ZM200 202V201H199ZM203 202H200V203H203ZM231 202H233L232 200H231ZM234 202H236L235 204H237V201H235L234 200ZM234 202L233 203H231V207H235V205L234 206H232V204H234ZM258 202H260V201H258ZM257 202V203H258ZM264 202V201H263ZM6 203V202H5ZM13 204H14V202H12ZM107 203V202H106ZM152 203V202H151ZM207 203H205L204 202V205H207ZM214 202L212 203V204H215ZM219 203V202H218ZM217 203V205H219ZM230 203V202H229ZM238 203H239V201H238ZM256 203V202H255ZM10 204V203H9ZM67 205H68V203H66ZM65 204V205H66ZM102 204V203H101ZM109 204V203H108ZM118 204V203H117ZM128 204V203H127ZM136 204V203H135ZM211 204V205H212ZM224 205H226V203H223ZM228 204V203H227ZM240 204V203H239ZM242 204V203H241ZM246 205H247V201H246V203H245ZM11 205V204H10ZM200 205V204H199ZM202 205V204H201ZM229 205V204H228ZM0 206H1V204H0ZM70 206V205H69ZM72 206V205H71ZM132 206H135L134 204H132ZM213 206V205H212ZM211 206V207H212ZM237 206V205H236ZM242 206H244V204H242ZM11 207V206H10ZM15 207V206H14ZM185 209H184V208ZM196 207V206H195ZM205 207H207V206H205ZM210 207V206H209ZM211 207H210V209H211ZM226 207H227V205H226ZM230 207V206H229ZM230 207V208H231ZM19 208V207H18ZM130 208V207H129ZM145 208V207H144ZM199 208V207H198ZM213 208V207H212ZM247 208H249V207H247ZM257 208V207H256ZM8 209V208H7ZM131 209H133L132 207H131ZM138 209H139V207H138ZM137 209V211H136V213L137 212H139V210L140 209H143V207H141L139 210ZM146 209V208H145ZM145 209H143L144 211H145ZM207 209V208H206ZM209 209V210H210ZM236 209V208H235ZM234 208H233V210H235ZM245 209V208H244ZM253 209V208H252ZM251 209V211H254V210H252ZM255 209V208H254ZM9 210H11V209H9ZM53 210V209H52ZM52 210H50V211H52ZM54 210H55V208H54ZM62 209H60V211H61ZM142 210V211H143ZM151 210V209H150ZM193 210V209H192ZM194 210H195V208H194ZM196 210H198V209H196ZM217 210V206H216V209H215V211ZM226 210H228L227 208H226ZM229 210H231V209H229ZM238 210V209H237ZM240 210H242V209H240ZM246 210H248V209H246ZM259 210H261V209H259ZM57 211H58V208H57ZM64 211V210H63ZM127 211H128V213H129V210L127 209ZM133 211V210H132ZM143 211V212H144ZM147 211V213H149V210L147 209L146 210ZM145 211V212H146ZM152 211H151V213L150 214H155V213H152ZM166 211V212H167ZM232 211V210H231ZM243 211V210H242ZM249 211V210H248ZM250 211V212H251ZM255 211H257V209L255 210ZM126 212V211H125ZM142 212V213H143ZM165 212V213H166ZM169 212V211H168ZM169 212V213H170ZM193 212V211H192ZM217 212H219V211H217ZM220 212H221V210H220ZM226 212V211H225ZM244 212H245V210H244ZM247 212V211H246ZM14 213H15V211H14ZM51 214H54L53 213V211L52 212H50ZM57 213V212H56ZM59 213V215L62 213H60V212H58ZM107 213H108V211H107ZM110 213V212H109ZM127 213V215H129ZM168 213V214H169ZM179 213H177L178 215H179ZM193 213H196L195 211L193 212ZM198 213V212H197ZM200 213V212H199ZM212 213V212H211ZM222 213V212H221ZM228 213V212H227ZM241 213V212H240ZM243 213V212H242ZM16 214V213H15ZM40 214V213H39ZM47 214L48 213H46V214H41L40 215V217L41 216H43V215H45V217H46V220H47ZM64 214V213H63ZM71 213H69V215H70ZM161 214H163V212H161ZM167 214V213H166ZM166 214H164L163 215V217L165 216V219L167 218L166 216ZM171 214H172V212H171ZM205 214V213H204ZM207 214H208V212H207ZM212 214H214V213H212ZM211 214V215H212ZM222 214H224V212L222 213ZM237 214V213H236ZM67 215V214H66ZM104 215H105V213H104ZM109 215V214H108ZM107 214H106V216L105 217H107L108 216ZM110 215H111V213H110ZM115 215V214H114ZM131 215V214H130ZM137 215H139V214H137ZM173 215V214H172ZM182 215V214H181ZM187 215V214H186ZM186 215H184L186 218L185 219H187V218H191L190 216H189V214L186 216ZM190 215H191V213H190ZM194 215H196V216H198L197 214H194ZM210 215V214H209ZM216 215H218L217 213H216ZM225 215V214H224ZM226 215H228V217H230L231 218V216L232 215H229V213L228 214H226ZM258 216H260V215H262V216H264V209L263 210H261L258 214H257ZM15 216V215H14ZM48 216H49V214H48ZM52 216H54V217H56L55 216V214L54 215H52ZM52 216H50L49 218H52ZM61 216H62V214L60 215V218H61ZM71 216V215H70ZM73 217H75V215H72ZM101 216V215H100ZM154 216V215H153ZM155 216H157V215H155ZM154 216V217H155ZM170 216V215H169ZM177 216V215H176ZM189 216V217H188ZM196 216H194V217H196ZM223 215H221V217H222ZM237 215H235V217L233 218V216H232V218L231 219H228V217H227V220L226 221H224L225 222V225H223V226H226V229H224V231H222V232H220V233H226L225 232V230H227L228 232H231L232 234L234 233V231L233 230H235V229H238V231L239 230H241V229H239V228H241L242 227V225L246 222V223H248V221H249V219H256L255 218V216H256V212H251V213H249V212H247L246 214L245 213H243V215H240L239 216V214H238V216L239 217H236ZM0 217H2V218H4V219H6V220H8V221H11L12 220V217H13V214H11V213H9V212H6L3 216H0ZM54 217L52 218V219H54ZM65 217H68V215L67 216H65ZM103 217V216H102ZM108 217H111V216H108ZM125 217V216H124ZM131 217V216H130ZM158 218H159V216H157ZM171 217V216H170ZM174 217V220L175 219H177L174 215L172 216V218ZM57 218V217H56ZM63 219H64V216L62 217ZM77 218V217H76ZM112 218H113V215H112ZM144 218V217H143ZM171 218V219H172ZM193 218V217H192ZM207 218V217H206ZM259 218V217H258ZM67 219V218H66ZM70 219L72 220V218L70 217ZM111 219V218H110ZM122 219V218H121ZM127 219V218H126ZM125 219V220H126ZM135 220L137 219L138 220V218H134ZM140 219H142V218H140ZM145 219V218H144ZM147 219H148V217H147ZM150 219L151 218H149V221H150ZM163 219V218H162ZM161 219V220H162ZM209 220H210V218H208ZM213 219V218H212ZM212 219L210 220V221H212ZM226 219V218H225ZM0 220H1V218H0ZM5 220V221H6ZM30 220V219H29ZM56 220H58V219H55V223H56ZM59 220H62V219H59ZM68 220V219H67ZM75 219H73V221H74ZM119 220V219H118ZM118 220H117V222H118ZM123 220V219H122ZM152 221H154V219L152 218L151 219ZM158 219L156 218V220H155V222L157 221ZM161 220H158L157 222L159 223V221H160V223H161ZM167 220V219H166ZM169 220V219H168ZM168 220L166 221V222H168ZM178 220V219H177ZM202 220V219H201ZM207 220V219H206ZM208 220V222L210 223V221ZM218 219H216V221H217ZM222 221H223V218L221 219ZM258 220H260V219H258ZM27 221V220H26ZM45 221V220H44ZM69 221V220H68ZM112 221V220H111ZM121 221V220H120ZM129 221V220H128ZM149 221H148V225H149ZM182 221V220H181ZM253 221V220H252ZM257 221V220H256ZM255 221V222H256ZM262 221V219L260 220V222ZM264 221V220H263ZM3 222V221H2ZM23 222V221H22ZM25 222V221H24ZM31 222V221H30ZM30 222H27V224L29 223L30 224ZM47 222V221H46ZM60 222V221H59ZM64 222H65V220H64ZM64 222H61V223H64ZM67 222V221H66ZM71 221H69V223H70ZM138 222V221H137ZM141 222V220L138 222V223H140ZM143 222V221H142ZM146 222H147V220H146ZM145 222V223H146ZM154 222V223H155ZM163 220H162V224L161 225H163ZM165 222V224H167V228L168 227H170L169 228V230H168V232L167 233H169L168 235H170V237H169V241L167 242L166 241V238H164V240H163V238H160V237H164V235L166 236V234L167 233H165V231L163 232L162 230H160V234H162L163 235V233H165L163 236H160L159 238H160V240L162 241L163 240V243L166 245L165 247H163L162 245L163 244H159V242H160V240L158 239V236H157V239L159 240V242H158V244L159 245H154V248H156V249H159V252L161 251L162 252V254H163V252H164V254L165 255H167L168 253L170 254H172L173 252L174 253H177V255H179V257H180V259L182 260V262H184V258H188L189 257V255L191 254V256L194 254V253H196L195 251V246H196V244H198V241H199V234H200V227H202V226H200L199 227V225H198V223L197 224H190V225H186V226H184L185 225V223H184V225H182V226H180V224L179 225H177L175 222V224H172L171 226H168L169 224L168 223H166ZM170 222V221H169ZM194 222V221H193ZM213 222V221H212ZM220 222V221H219ZM251 222V221H250ZM249 222V223H250ZM259 221L258 222H256L257 224H261V223H263V222H261L260 223ZM37 223V222H36ZM136 223V222H135ZM135 223H133V224H135ZM171 223V222H170ZM190 223H192V221L190 222ZM204 222H202V224H203ZM213 223H215V222H213ZM217 224H218V221L216 222ZM216 223L215 224H213V225H215V228H216ZM26 223H25V225H27ZM32 224H34V223H32ZM64 224H67V223H64ZM70 224H73V222L72 223H70ZM75 224V223H74ZM187 224H189V221H188V223ZM204 224H206V223H204ZM203 224V225H204ZM220 224V223H219ZM222 224H223V222H222ZM11 225V224H10ZM16 225H18L19 226V223L18 224H16ZM24 225V226H25ZM31 225V224H30ZM38 225V224H37ZM76 225V224H75ZM75 225H74V227H75ZM142 225H143V223H142ZM157 225V224H156ZM160 225V226H161ZM206 225H208L209 226V224L207 223ZM212 224H210V226H211ZM212 225V226H213ZM253 225V224H252ZM262 225V224H261ZM17 226V227H18ZM21 226V225H20ZM29 225H27V227H28ZM39 226V225H38ZM41 226H43V225H41ZM67 226V228H68V232H69V224L68 225H66ZM77 228L78 227H80L81 225H78V223H77ZM129 226V225H128ZM133 226V225H132ZM146 226H147V224H146ZM150 226H151V223H150ZM150 226H148L149 228H150ZM247 226H248V224H247ZM14 227V226H13ZM26 227V228H27ZM29 227H31V226H29ZM72 227H73V225H72ZM71 227V228H72ZM82 227V226H81ZM152 227V226H151ZM154 227V226H153ZM253 227L254 228H257V230H258V227H255V224L253 225ZM42 229H43V227H41ZM45 228V227H44ZM84 228V227H83ZM82 228V229H83ZM129 228V227H128ZM132 228V227H131ZM135 228V227H134ZM143 229H145L146 227H145V224H144V227H142ZM157 228H158V226H157ZM161 228V227H160ZM163 229H164V227H162ZM161 228V229H162ZM203 228H205V226L203 227ZM202 228V229H203ZM213 228V227H212ZM214 228V229H215ZM219 228H220V226H219ZM224 228V227H223ZM21 229V231H25L26 232V229H25V227H24V230H22L23 229V226H22V228L21 227H19V230ZM29 229V228H28ZM27 229V230H28ZM34 229H36V227L34 228L33 227V229H29L30 231H33V233L35 232V230ZM37 229H39L38 227H37ZM37 229H36V232H39V231H37ZM76 229V228H75ZM80 229V228H79ZM78 229V230H79ZM126 229V228H125ZM130 229V228H129ZM137 229V228H136ZM148 229V228H147ZM156 229V228H155ZM154 229V230H155ZM165 229H166V227H165ZM201 229V230H202ZM217 229V228H216ZM221 229V228H220ZM245 229V228H244ZM41 230V229H40ZM73 230V229H72ZM81 230V229H80ZM79 230V231H80ZM153 230V231H154ZM218 230V229H217ZM223 230V229H222ZM242 230H243V228H242ZM252 230H254V229H252ZM252 230H249V232L251 231L252 232ZM256 230V231H257ZM73 231H75V230H73ZM119 231V230H118ZM130 231V230H129ZM135 231H137V230H135ZM141 231V230H140ZM219 231H221V230H219ZM237 231V230H236ZM235 231V232H236ZM238 231H237V233H238ZM247 231H248V229H247ZM246 230H245V232H247ZM24 232V233H25ZM29 232V231H28ZM78 232V231H77ZM76 231H75V233H77ZM132 232V231H131ZM147 232V231H146ZM158 232L157 233H154V236H155V234L156 235H159L158 234ZM163 232V233H162ZM216 232V231H215ZM227 232V233H228ZM244 232V231H243ZM22 233L23 232H21V235H22ZM27 233V232H26ZM25 233V234H26ZM74 233V232H73ZM73 233H71L70 232V234H73ZM118 233V232H117ZM129 233V232H128ZM133 233V232H132ZM141 233H143V232H140V234L139 235H141ZM150 233H152V231L150 232ZM203 233V232H202ZM240 233H242V232H240ZM255 233V232H254ZM259 233V232H258ZM263 233V232H262ZM18 234H20V231H19V233ZM25 234H23L24 235V237L23 238H26V237H30L31 238V236L32 235H30V236H25ZM35 235L37 234V233H34ZM40 234V233H39ZM134 234V233H133ZM204 234V233H203ZM215 234V233H214ZM218 234H219V232H218ZM227 235L228 236V238H230L229 236H233V235ZM246 234V233H245ZM248 234H251V233H247V235ZM16 235V234H15ZM115 235V234H114ZM119 235H121V234H119ZM134 235H136V234H134ZM144 235V234H143ZM146 235H148V232L146 233ZM152 235V234H151ZM215 235H217V233L215 234ZM16 236H20V235H16ZM16 236H14V237H16ZM37 236H38V234H37ZM40 236H42V233H41V235ZM132 235H130V240L133 238V240L132 241H134V236L133 237H131ZM137 237H138V235H136ZM153 235L151 236V239H152V237H154ZM219 237H220V235H218ZM222 236V235H221ZM234 236H236L235 235V233H234ZM233 236V237H234ZM249 236V235H248ZM259 236H260V234H259ZM264 236V235H263ZM263 236H261L260 237V239H263L264 240V237ZM13 236H12V238H8V240H10V239H13L14 238ZM68 237H69V233H68ZM67 237V238H68ZM114 237H116V235L114 236ZM120 237V236H119ZM136 237V238H137ZM143 237H145V236H143ZM156 237V236H155ZM166 237H168V236H166ZM226 237V236H225ZM225 237H223V239L225 238ZM249 237H251V236H249ZM263 237V238H262ZM1 238V237H0ZM6 238H7V235H6ZM5 238V239H6ZM21 238V237H20ZM23 238H21L22 239V242L25 240H23ZM36 238V237H35ZM141 238V239H140ZM213 238H215V237H213ZM239 238V237H238ZM241 238V237H240ZM239 238V239H240ZM258 238V237H257ZM16 239V238H15ZM33 239V238H32ZM37 239V238H36ZM35 239V240H36ZM66 239V238H65ZM121 239H123V237H121ZM142 240V237H138V240ZM207 239V238H206ZM212 239V238H211ZM216 239V238H215ZM236 239V238H235ZM234 239V240H235ZM242 239V238H241ZM240 239V240H241ZM244 240H246V242L249 244L250 242L249 241H247V238L245 239V238H243ZM251 239V238H250ZM1 240L3 241V239L1 238ZM18 241H19V239H17ZM28 240V238H26V240H25V243H26V241ZM30 240V239H29ZM40 240H42V239H40ZM109 240H110V238H109ZM115 240V239H114ZM126 240H127V238H126ZM137 240V239H136ZM138 240H137V242H138ZM139 240V241H140ZM143 240H145V241H143ZM142 241L143 242H146V239H143ZM155 240V238H153V241ZM233 240V239H232ZM236 240H238V239H236ZM235 240V241H236ZM11 241V240H10ZM18 241H16V240H12L11 241V243L10 244H7L3 249H4V251H12V250H14V251H16V253L15 254H17V252L19 251V249H18V251H17V247H18V245H17V243H14V242H18ZM56 241H58V240H56ZM65 241V240H64ZM102 241H104V240H102ZM102 241H101V243H102ZM112 241V240H111ZM110 241V242H111ZM123 240H121V242H122ZM132 241H130V242H132ZM156 241V240H155ZM154 241V242H155ZM206 241H208V240H206ZM215 241H217V240H215ZM215 241H213L214 242V244H216L215 243ZM230 241V240H229ZM252 241V240H251ZM259 241V240H258ZM38 241H36L35 243H37ZM39 242H41V241H39ZM107 243H108V245H110V243H109V241H106ZM105 241H104V246H105V243H106ZM151 242V241H150ZM168 243V245H167V243ZM209 242V241H208ZM217 242H219V241H217ZM226 242V241H225ZM260 243H261V241H259ZM0 243H1V241H0ZM9 243V242H8ZM24 242L23 243H18L19 244V246H21L23 249H25V248H27V243L25 244ZM60 243V242H59ZM58 242H57V244H59ZM132 243H134V247L133 248H135V246H136V249H130V247H127V249L126 250H122V251H120V252H116L117 254H118V258L116 257V262L117 261H119V263L121 262V261H126L125 263H127V262H129V261H131V264H133L132 263V261H134V260H139V259H141V258H143L144 256H145V258H147V257H149V256H147L146 257V255H149L148 254V249L146 248V247H148V245L150 244H148V242H147V244L148 245H142V244H140V245H142L141 247H138L137 248V246L139 245L138 243V245H135L136 244V242L134 241V242H132ZM140 243H142L141 241H140ZM152 243V242H151ZM156 243V242H155ZM233 243V242H232ZM253 243V242H252ZM263 243V242H262ZM61 244V243H60ZM65 244V246L67 245L66 243H64ZM116 244V243H115ZM146 244V243H145ZM230 244V243H229ZM0 245H4V244H0ZM30 245V244H29ZM32 245V244H31ZM34 245V244H33ZM40 245V243H38V246ZM62 245V244H61ZM103 245V244H102ZM102 245H97V247H95V248H93V252L92 253H95L96 251L94 250V249H99L100 248V246H102ZM108 245H106L105 246V248L106 247H110V246H108ZM139 245V246H140ZM228 245V244H227ZM249 245H251V244H249ZM254 245V244H253ZM256 245V244H255ZM35 246V248L37 249V247H36V244L34 245ZM54 246V245H53ZM52 246V247H53ZM60 246V245H59ZM70 246V247H69ZM68 246V248H69V252H70V248H71V250H72V248H75L74 246L73 247H71V245H69ZM104 246H102L101 248H104ZM122 246H123V244H122ZM127 246H129V245H127ZM143 246H145L144 248H146L148 251H146V250H144L142 247ZM150 246V245H149ZM156 246V247H155ZM199 246H201V245H199ZM223 246H224V244H223ZM247 246V245H246ZM252 246V245H251ZM251 246H250V248H251ZM21 247H18V248H21ZM41 248H42V246H40ZM60 247H62V246H60ZM64 247V246H63ZM62 247V248H63ZM201 247H204V245L203 246H201ZM206 247V246H205ZM204 247V248H205ZM254 246H252V248H253ZM22 248H21V250H22ZM32 248V249H31ZM30 249H31V252H33L32 250L34 249L33 248V246L31 247ZM51 248V247H50ZM54 248V247H53ZM76 248H78V247H76ZM112 248H115V245H114V247L112 246ZM116 248H118V250H119V247H116ZM129 248V249H128ZM141 248V249H140ZM150 248H151V246H150ZM249 248V249H250ZM30 249H27V250H30ZM35 249V250H36ZM46 248H42L41 249V251L43 250H45ZM49 249V248H48ZM47 249V250H48ZM60 249V248H59ZM89 249V248H88ZM87 249V250H88ZM107 249V248H106ZM205 249H207V248H205ZM0 250H2V249H0ZM26 250V249H25ZM24 250V252L26 253L27 251H25ZM34 250V251H35ZM47 250H45V251H47ZM62 250V249H61ZM80 250V249H79ZM78 250V251H79ZM100 250V249H99ZM117 250V251H118ZM120 250H121V248H120ZM37 251V250H36ZM66 251H68V250H66ZM82 251H83V249H82ZM90 251V250H89ZM88 251V252H89ZM91 251H92V249H91ZM95 251V252H94ZM152 251H153V249H152ZM197 251H201V253H202V250H197ZM23 252V251H22ZM28 252H30V251H28ZM30 252V253H31ZM48 252V251H47ZM55 252V251H54ZM58 252V251H57ZM65 251H63V253H64ZM69 252H68V254H69ZM80 252V251H79ZM86 253V255H88L89 253ZM97 252H100V251H97ZM104 253V251L101 249V252L98 254L99 256H100V254L101 253ZM150 252H151V250H150ZM154 252V251H153ZM153 252H151V253H153ZM4 252H3V250L2 251H0V264H13L14 263V258L16 257V255L14 254V252L13 253H11V252H9V253H11V255H13L14 256V258H12L11 256H9L10 258H11V261H10V258L8 259L7 257H5V256H3L2 254H3ZM24 253V254H25ZM50 253H51V251H50ZM60 253H62L61 251H60ZM76 253V252H75ZM92 253H90L91 255H93ZM155 253H158L157 251L156 252H154V254ZM199 253V252H198ZM201 253H199V254H201ZM203 253H208V252H204L203 251ZM228 253V252H227ZM5 254V253H4ZM7 254V253H6ZM20 254H22L23 255V253H21V251H20ZM20 254H19V256L17 255V257H20ZM39 254V253H38ZM46 254V253H45ZM72 254V253H71ZM77 254V253H76ZM96 254V253H95ZM94 254V255H95ZM158 254H161V253H158ZM158 254H155V257H156V255L158 256ZM168 254V255H169ZM171 254H170V256H171ZM205 254V255H206ZM229 254V253H228ZM34 255H36L38 258H40L36 253L34 254ZM33 255V256H34ZM49 255V254H48ZM54 254H52V256H53ZM58 255V254H57ZM57 255H55V257L57 256ZM64 255V254H63ZM79 256H76V255H74V252H73V256H76V259H77V257H81L82 256V254H81V256H80V253L78 254ZM83 255H85V253L83 254ZM91 255H89V256H91ZM93 255V256H94ZM103 255H105V254H102L101 256H103ZM151 255V254H150ZM172 255H174V254H172ZM176 255V254H175ZM7 256V255H6ZM24 256V255H23ZM36 256H34V257H36ZM52 256H51V258H52ZM58 256H60V254L58 255ZM66 256V259L69 257H72L71 255H64V257ZM68 256V257H67ZM93 256H91V258L90 259H93L92 257ZM100 256V257H101ZM111 256V255H110ZM112 256H114V255H112ZM153 256V255H152ZM161 256V255H160ZM190 256V257H191ZM201 256V255H200ZM204 256V255H203ZM202 256V257H203ZM25 257V256H24ZM30 257H32V255L30 254ZM30 257H29V254H28V257L26 256L25 258H27V259H24L25 260V263H24V261L22 262V263H24V264H28V262L29 261H27V260H33V259H30ZM41 257H42V255H41ZM45 257V256H44ZM48 257V256H47ZM54 256H53V258L51 259V258H49V259H51V261L53 262H51L50 264H56V263H58V262H54V258H55ZM64 257H62L61 259H64V262L66 261V259L64 258ZM84 257V256H83ZM98 257V256H97ZM96 257V258H97ZM168 257V256H167ZM179 257H177V258H179ZM199 257V256H198ZM22 258V257H21ZM38 258H37V261H38ZM69 258H68V261H69ZM95 258V257H94ZM112 258V257H111ZM115 258V257H114ZM149 258H151V257H149ZM149 258H148V260H149ZM152 258H154V256L152 257ZM172 258H173V256H172ZM176 258V259H177ZM199 258H201V257H199ZM16 259H19V258H16ZM41 259V258H40ZM39 259V260H40ZM58 259V258H57ZM73 259H74V257H73ZM72 259V260H73ZM73 260L74 262H76L75 264H77V260L78 261H80V262H78L79 264H82L81 262V260H79V259H77V260ZM80 259H83V258H80ZM88 259V258H87ZM89 259V260H90ZM108 259H110L109 257H108ZM113 259V258H112ZM112 259H110V260H112ZM161 259H163L162 257H161ZM180 259H178V262H176V261H171V259H168V258H166V260L168 261V260H170V262H168V263H174V264H178L179 263V261H180ZM189 259V258H188ZM12 260H13V263H12ZM23 260V259H22ZM21 260V261H22ZM48 260V259H47ZM47 260H44V259H42V261H46L47 262ZM147 260V261H148ZM203 260V259H202ZM201 259H200V262L202 261ZM250 260V259H249ZM257 260V259H256ZM259 260V259H258ZM16 262H18V261H20V260H15ZM20 261V262H21ZM26 261H27V263H26ZM37 261H35V262H37ZM55 261H58V260H56L55 259ZM113 261V260H112ZM155 261V260H154ZM163 261H165V258H164V260ZM15 262V263H16ZM33 263H35L34 262V260L32 261ZM32 262L30 261L29 262V264H32ZM41 262V261H40ZM40 262H37V264H41ZM49 262V261H48ZM61 262L62 261H60L59 263L61 264ZM63 262V263H64ZM84 262V261H83ZM111 262V261H110ZM139 262V261H138ZM166 262V261H165ZM176 262V263H175ZM182 262H180V263H182ZM263 262V261H262ZM261 262V263H262ZM22 263H20V264H22ZM67 262H65V264H66ZM68 263H70V262H68ZM72 264H73V262H71ZM84 263H86V262H84ZM124 263V262H123ZM148 263V262H147ZM150 263H151V260H150ZM150 263H148V264H150ZM167 263V262H166ZM167 263V264H168ZM188 262H186L185 264H187ZM203 263H204V261H203ZM202 263V264H203ZM16 264H18V263H16ZM43 264V263H42ZM49 264V263H48ZM87 264H89V261H87ZM138 264V263H137ZM151 264H153V261H152V263ZM165 264V263H164ZM191 264V263H190Z\"/></svg>",
	"mask_w": 264,
	"mask_h": 264
}]
</instances>
